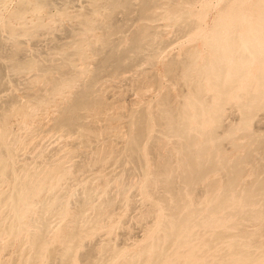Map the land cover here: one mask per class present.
I'll return each instance as SVG.
<instances>
[{
	"label": "bare ground",
	"instance_id": "obj_1",
	"mask_svg": "<svg viewBox=\"0 0 264 264\" xmlns=\"http://www.w3.org/2000/svg\"><path fill=\"white\" fill-rule=\"evenodd\" d=\"M8 1H10V0H8ZM19 1H20L19 3L21 5H23V7L26 5L25 3H27L28 5L31 4V3H32V5L33 4H38L39 5V4L45 2V0H19ZM89 1H91V0H89ZM177 1L181 2L182 4H184V2H186L187 0H177ZM50 2L54 3L55 1L51 0ZM103 2H104V0H103ZM109 2H110V5H111V9L112 8H116L119 5H122L124 7L129 8L130 5H131V0H110ZM256 2H257V5L260 6V4H259L260 1L259 0L258 1L255 0V3ZM49 3H48V0H47V3L45 4V6L47 4H49ZM53 3H52V5L55 6L56 4H53ZM105 3L106 2H104V4ZM155 3H156L155 0H141L140 1V8H139L140 12L143 13V14L152 15V12H151L150 9ZM263 3L264 2H262V5H264ZM233 4H235V3H233ZM233 4H232V7H233L232 9H234V7L237 8L235 5L233 6ZM5 5L7 6V0H0V11L4 7L6 8ZM205 5H207V4H205ZM229 5H231V3H229ZM229 5H227V6H229ZM238 5L240 6V4H238ZM39 6L41 7V5H39ZM45 6H44V8H46ZM48 6H49L48 9L51 10L50 9V8H52V7H50L51 3ZM102 6H104V5H102ZM225 6L226 5L224 4L222 9L225 8ZM239 6H238V8H239ZM258 6H257V8H258ZM261 6L259 7L260 8L259 9L260 12L258 11L259 13H257V11H256L257 8H256V6H254V9L256 8L255 10L253 9L255 11V15L258 14V16L254 17V18H251L252 16L251 17L249 16L251 12L248 15V13L244 12V9H243V12L246 13V14L241 12V14H236L234 17L231 16L230 18H228V15H227L226 18H228V19H225V17H221L220 18V16L223 15L222 13H221L222 15L219 14L220 16L217 15V17L220 18L221 20L219 19L220 20L219 21L218 18H217L216 19L217 21L215 23V25L217 24L216 25L217 27L214 25L215 28L213 26L212 27L214 29L211 28V32L213 30H216L215 32H217V33H213V34H216V36H214L212 34L213 36L210 37L211 35H210V32H209L207 39H209V37H210V40H207L208 42H206L207 45H208V49H209L208 53L210 52V55H211L210 59L207 60V58L209 56H207V57L204 56L205 57V61L202 60L203 62H199L198 61L199 57L197 56L198 53L196 54V51H191V49H190V51L188 50L189 52H186L187 54H185L186 56L184 55L185 56L184 58L183 57H179V56H178V60H175V58L173 59V57L171 58V60L173 59V61H171L172 66L169 69V72L166 71L168 65L166 67L164 65L163 68L165 69L164 71H166L165 74H167V73L170 74L172 71H175L176 69L180 68V70L178 69L179 70V74L181 72L180 78L183 77L181 80L185 79L186 80L185 83H187V85H189V88L187 86L188 89H187V91L185 93L183 91H185L186 88H185V90H183L184 88H183V86H181L180 87L182 89V91H181V89H179L178 86H177V89L180 92L177 91V93H175V94H177L176 96H178V94L183 92V94L181 93L182 97H184L183 96L184 94H185V97H186L185 100H184V98L182 99L183 100L182 102L180 100V98H182V97H179L178 100H180L179 102H181L180 104L178 103L179 105L175 104L176 102L175 103L173 102L174 98H172L171 95H170L172 93V91L171 90H167V91L164 90L165 93L162 91V93H164V94H163V96H162V98L160 100V104L158 103L159 105H158V107H156V109H154V108L152 109V107H151L152 106L151 103L153 102V100L150 101L151 103L148 102V103H150V105L147 104V106L140 105L142 107H138L139 104L136 105V106H129V107H131V109L129 108L130 112L128 111L129 113H127V111L125 110L126 111L125 113L128 114V118L126 117L127 118L126 120L124 119V121L122 123L117 125V127H121L120 129L119 128L116 129L117 128V127H115L116 124H113L112 123L113 121L111 122V120H110V123H112L114 128L112 127V125H110V127H112L113 130L116 129L117 131L119 130L118 132H120V133L117 132L116 136L119 137L118 134H120V135L123 136V139L125 138L124 140L123 139L120 140V141L123 140V144L121 142H119V141H116V142H119L120 144H122L121 151H120L122 156L127 157V159H132V160H135V161L138 160L139 161L138 163L140 164L142 162L140 157L145 155V151H144L145 148H146V150H148L147 148L153 147L154 149H156V153H158V155L156 157L155 164H154L155 168L153 167L154 170L151 169L154 161L150 158L153 161V163H152V165H150L151 167L149 166V169H151L153 171V172L151 171V173H153V175L151 176L150 175L151 173H149V175H148V172H146V170L148 171L147 165L144 166V167H147V169L143 171L144 168L141 167V164H140L141 169L143 168L142 172H140V173L144 172L143 174L146 177L144 178V180H145L144 183H143V181L142 182L139 181L137 183H140V182L143 183V185L142 184L140 185V187L142 186L141 187L142 188L141 191H143L141 193L148 194L150 196V197H147L148 201L153 199V202L155 201V203H153V204L156 205V206L155 205L154 206L157 207V209H160L161 212L162 211H166V209H167V211L164 213L167 216V218L165 217V220H164L163 214H161L163 218H161L160 217L161 215L159 214L160 218L156 216L158 218V220H156L157 218L153 214V216L156 218L155 220L157 221V225H155L153 227H157V230L154 228L156 231H155V233H152V235L150 236V239H149L150 242H148L149 240H147L148 243H146L145 241H146L147 238H149V236L148 237L146 236L147 238L145 240H143L146 244L143 242L145 244L143 246V244L141 243V245H142L141 247L142 248H139L141 250H139V251L137 250V252L134 249H133V251L132 250L131 251L130 250L127 251V249L123 250L122 246L123 245L125 246L126 245L125 243L123 245H120L121 246L120 247V246H118L119 243H117L116 240H113V242H112L111 241L112 239L109 236L106 235V233L109 230H113L116 226L115 227L112 226V228L114 227L113 229L108 228V231H106L107 230L106 229L105 230L106 233L103 230V233L106 235L105 237L106 238L109 237V238L105 239L104 236H103L104 234H103L102 236H103V239H105V241L100 238L101 241H103V242H101V243L99 242L98 248H97V245L96 246H92L91 245L94 248L96 247V249H98V250H99V247H100L103 251H105V252L108 251L107 253H105V252L102 253V251H97L96 250L97 253L99 252V254L96 255L97 253L95 252L96 253L95 254L96 258L92 259V257H94L93 256L94 253L91 251L92 248H89L88 251L85 250V252H83V253L78 250V249H80L81 246L85 245L86 241H87L86 243H88V239H89L88 235H91V236L94 235V234H91V233H93V229H96V227H97V229H99L101 227V225H105V221L104 222L101 221L104 224H100V226L97 225V224H99L98 222L102 219V217H100V216H103V215H100L101 211L99 212V210H102V206L100 207L101 209L99 208V210H97L98 211L97 213H100V214H98L99 215L98 217H96V215H95V217H92V215L90 214L91 217L89 216V219H87V217H86L87 215H85L87 213V211L90 209L88 207L89 204H90V206H92L91 204H92L93 201L90 199V195L92 194L94 196V194L89 192V190L91 189V191H95L94 190L95 188L99 189L98 186L100 185V183L98 184V182H99L98 179H94V181L97 180L96 184L98 186L95 185L94 181H92V183L94 182V184H91V187H89L90 189L86 190V188L89 186L90 182L88 181L89 182L88 183L86 181L87 183L83 184V182L85 180L84 179V180H81L83 182H81V183L78 182L79 185L77 187L79 188V187H81L83 185L87 186V184H88V186L87 187L85 186V188H83L84 186L81 187L84 190H80V194L79 193L77 194L75 192L76 190L74 191L76 194H74V193L72 194L70 192L73 196L76 195V196H74V199L72 201L77 199L76 202L80 201V204H77L78 206L75 204L77 208L74 209V206H75L74 202L75 201L71 203L72 205H74L72 209H74V211L76 210L75 212H71L72 209H70V212L75 215V218H73V219L76 221L75 222L76 224L73 223L74 226H71V225H73V224H71L72 223L71 220L74 221L71 218L72 215L69 218V219H71L70 220V222H71L70 224L71 225H69V223H67V222H69V219H68V221L64 219L65 222H62V223L57 221V222L60 223V224L58 223L59 225L57 227H60V229L63 230V231L61 230L62 233L64 234L62 236V233L58 232L59 234L61 233V237H60L59 240L61 241L62 244H59L60 246L55 247L57 245H56V243H54L55 246L52 247V244H49L46 235H47L48 232H50V231L54 232L56 230V229L53 230L54 229V225H55V223H54L55 221L52 222V220H54V218L56 220H58V218L55 217L56 214H55L54 218L51 220V216L54 213L52 211L53 207H54V209L58 210V213L60 214V216H61V214H64V216H65V211L66 210H64V208H65V205L67 206L65 201H67V199H66V197H68L67 193L70 191L68 189H70L69 187H71V188L73 187L72 190L74 188H77L76 185H73V184L70 186L71 182H73L72 180H74L73 178L75 177L74 176L75 173L72 171V165L74 163H69V162H74V161H69V160H71V158H73L72 157L73 154L76 155L78 150L79 151H80V149L82 150V146L84 148L86 146V144H88L87 142H89L90 140H94L93 142L95 143V139L97 140L99 138H102L104 135L107 134V131H108V130H106L107 123H104V125H106V126L102 125V128L106 127L103 130V131L106 132V134L104 133L103 136H101L99 138L96 137L95 139H90V138H92L91 136H93L94 134L95 135L98 134L96 132L94 133L93 131L92 132L94 134H92L90 132L92 129L91 130L88 129L89 131L88 130L84 131V129L87 128V127H84L87 124L86 123L87 120L83 121L82 118L84 117L83 113H86V112L85 111L82 112V110L80 111V109L81 108H91V107L94 108L93 106L95 105V103L97 105V103L102 102V99L99 96H97V95L94 98L91 97V94H92L91 82L93 84L94 80L96 81L97 79H104L102 77H106V79H107L108 78L107 76H110V75H111L110 79H111V81H113L112 80V76H113V78H115L117 76V74H120V73H121L120 74L121 76L116 77V79H114V80H117V78L120 80L123 77V75H122V74H124L123 71L130 64H131L130 66L132 67V62H133V61L131 62V60L127 62L125 60V58L130 56V53H129L130 51L138 50V49H140L142 47L144 39H145V36L149 32V31L147 32V30H146V28L148 27L147 22L142 23L141 27L138 30H136L134 32L132 31L133 33L130 32V34L132 33L131 36H129L130 39H131V42L129 44L130 46H128L127 48L125 47L123 50H121V49L118 50L117 48L115 49L114 46H112V47L110 46V47H107L108 49L106 48V51L104 50V52L102 54H100V56L98 55V58L96 57V59H95L96 60L95 61V68L93 70H91L92 71V76H91V80L89 79V81H90L89 83L85 82V83H81V86L78 85V87H80V88L74 89V91L75 90L76 91L73 92V94H72V92L69 91L70 88H69V90H66V91H69L72 94L70 100H68V98H67L68 102L64 103L63 106L60 109H58L59 112L53 118L54 120L51 119V117L54 116L53 115V116L50 117V119L48 118V120H46V121L50 122L51 120H53L51 122V125L50 124L47 125V129H48V126L50 125L52 127L53 126L57 127L60 131L64 130L65 133L63 132V134L64 135L66 134V136H68L70 140H69V142H67L68 141L67 137L66 138L64 137L63 140L67 139V141H66L67 143L66 142L62 143L63 142L62 141L61 144H59V146H58L57 150L55 151V153L52 150V152L54 154L51 155L52 152L51 153L49 152L50 153L49 155H51V156H48V154L46 155L44 153L45 150H44V152L42 151L41 148H43V147L41 145L40 146L41 153L43 152L44 156L50 157L49 159L46 158V162L44 161V159L43 160L41 159L42 162L40 160L39 162H41V163L40 164H36L37 162L35 160H37V158L34 156L35 155V149L37 148L38 144L40 145V144H42L44 142V139L48 136V133L50 132V129H52V127H51V128L48 129L49 130L48 131L46 128H44V129L42 128L43 125H44L43 121L45 119H43V121H41V124H43V125L40 126L41 128H39V129L40 130L41 129L44 130L45 133H47V131H48L47 135H45L46 137L44 138L43 135H42L43 138L41 137L40 139H43V140H40L42 142L40 143V141H39V143H38L37 140L39 138L37 139V136H36L35 138L37 140L35 139V141L37 142L36 143L37 146L35 145L36 148H33L34 150H32L34 152V155L32 154L33 153L32 151H31V153L28 151L29 152V156H30V154H32L34 156V159L36 158L34 160L36 163H34L32 161L33 160V156L30 157V159L32 158V160L28 159L30 162L26 158V159H23V160H27V161L21 160L22 163H19V161H20L19 159L22 158V157L20 156L21 154L18 155L17 153H20V152H18V150L20 149L19 147L24 149L23 148L24 147V142H26V141H21V139L26 134V131L27 132L29 130L32 131L33 126H32V123H28V126H30V125L32 126V128L30 129L29 127H27V124H25L22 121L24 123V125L26 126V128H28V130L26 129V131H24L25 134L24 135L22 134L21 135L22 137H19L17 135V133L20 130H22V128H18L20 130H16L17 131V133H16L13 130L14 129L13 125H15V124L12 125L13 122L9 121V123L12 126H8L7 122H8L9 119L7 120L5 118V116H4L2 121L0 120V260H1L0 264L1 263L2 264H110V263H112L115 260H117L118 264H162L163 260L166 259L167 257H171L173 259V264H190V262L192 260L205 261V263L209 262L211 260L212 264H229V263H232V262H240V263L244 262V264H258V263H261V260L264 259V237L262 236V234H264V230H263L264 229V221L262 220L264 218V130L263 131L253 130V128H251L250 125L255 120H257V121L260 120L259 113L262 114L261 112H259V110L264 105V97H263L264 96L263 95L264 94V67L262 69L258 68V69H260V72L259 73L256 72L258 74H256L257 76L255 75L256 76L255 79H253L254 77L253 78H249L248 77L251 80L248 84L244 80V84H247L246 87L244 86V88L241 89L242 84L240 86V82H242L243 78H246V73H251L249 71V66L251 65V62L254 60L253 58L255 56H258L259 57L258 58L259 61L260 60L262 61V59L264 60V58H262V57H264L263 56L264 52L262 51L264 49L263 48L261 49V44L264 42V6L262 8H261ZM22 8H21V12L20 11L16 12V15H17L18 12L22 13V15H23L24 11H25V13L28 11V8H26V6H25V8L27 10H22ZM92 8H95V7H92ZM97 8H99V6ZM16 9H18V8H16ZM31 9H32V7H31ZM38 9H39V7H38ZM42 9H43V7H42ZM64 9H66V8H64ZM64 9L61 8L60 10L62 12H64L63 11ZM205 9H206V7H205ZM18 10H20V9H18ZM60 10H58V11H60ZM191 11H193V10H191ZM191 11L189 9H187V8L185 9V8L174 7V8H171L169 13H168V16H169L168 18H170V20L171 19H174V20L179 19L178 18L179 13H182L181 15L183 16V19L181 21L179 20L178 22H176L177 23V29H175L180 34L184 33V32H187V31H189L191 29H194L196 27H199V22L192 16ZM220 11H219V13H220ZM39 12H40V10H39ZM234 12H236V10H233V11L231 10L232 14H235ZM237 12L240 13L239 11H237ZM14 13H15V10H14V12L12 14L10 13L11 16ZM25 13H24V15H25ZM225 14H226V12H225ZM16 15L14 14L13 16L17 17ZM181 15H180V17H181ZM252 15H254V14H252ZM8 17H7V19H8ZM5 18H3L4 21L7 20ZM84 18H85V16H84ZM112 19H110V20H112ZM98 20H100V19H98ZM226 20H227V22L230 23L229 25L233 26V30L232 31L229 30V32L231 31L230 34L227 32V30H226L227 28L223 29V27H227ZM22 21H24V20H22ZM242 21H245V24L247 22L248 25H249L248 29H247V27L245 29V30L248 31L247 36L243 35L244 32L242 34L239 33L241 31L238 32L237 28L239 27V25L242 24L241 23ZM25 22L27 23V21H25ZM83 22L86 23V25H84V27H79L80 24L77 25L79 27V29L81 28V30H82V28H83L81 33L78 32V34H80V36H78V34H77V37H78L77 41L78 40L81 41L83 39V37H84L83 34L85 35L86 33L89 32V31L87 32V30L93 29L94 24H95L96 21L94 22L93 19L87 18ZM218 22H219V24H218ZM4 23L5 22H3V24ZM176 23L174 21V23H172V24L174 25ZM98 24H99V22H98ZM26 25H25V27H28L29 24L27 26ZM74 25H76V24H74ZM74 25H73V27H74ZM15 26L16 25H14V27ZM18 26H21V25H18ZM81 26H83V23H81ZM106 26H108V24H106ZM126 26H128V25H126ZM155 26H157V25H155ZM11 27H12V24H11ZM38 27H41V25H39ZM48 27H50V26L48 25ZM78 27L75 26V28H77V29H78ZM42 28H45V27H42ZM53 28H50V30H53ZM96 28H98V27L96 26ZM45 29H44V31H45ZM67 29H69V28H67ZM71 29L72 28H70L69 30H71ZM39 30H40V28H39ZM47 30H49V28ZM121 30H123V29H121ZM175 30H174V32H175ZM19 31L21 32L22 30H19ZM31 31L32 30H30V32ZM53 31H55V30H53ZM68 31L66 30L67 33H68ZM150 31H152V30H150ZM70 32L71 31H69L68 34H70ZM202 32L203 31H201L200 36L203 35ZM227 33H228V35H227ZM156 34H158V33H156ZM12 35L16 38V40H17V37L18 38L20 37L18 35H14V34H12ZM71 35H70V37L67 36V35H64V37H66L67 39L69 37V41H70L71 40L70 39ZM86 35L88 36V34H86ZM173 35H174V33H173ZM72 36H74V35H72ZM159 37H160V34H159L158 38ZM205 37H203V38L200 37V39L202 38L203 41L205 42ZM4 38H5V36H4ZM66 38H64V41H65ZM74 38H76V36H74ZM74 38L72 40H75ZM197 38H199V37L197 36ZM11 39H13V38H11ZM95 39L97 40V38H94V40ZM161 39H162V41H164V38L161 37ZM174 39H175V37H174ZM202 39H201V42H203ZM3 40L0 39V42H3ZM58 40L55 42V44L58 43V45H59L60 43L62 44V42L64 43V41L60 40L58 42ZM19 41H16L17 43L15 42L16 43L15 47L17 46L18 49H19V47H21V44H20ZM22 41L23 40H21V42ZM100 41L102 42V40H100ZM159 41H160V38H159ZM159 41H157V44H158ZM199 41L200 40H198V44H199ZM159 43L160 44H164V43H161V42H159ZM55 44H54V46H55ZM61 44H60V46H61ZM75 44L77 45V43H75ZM83 44L82 43L78 44V46L74 50H72L71 53H75L76 57H73V58L72 57H68V55L69 54L71 55V53L64 51V53L65 52L69 53V54L66 55L67 57H65L64 60L66 59V62L68 63V66H70V70L72 71L70 73L71 75L70 74H68V75L67 74L66 75L65 74H60L59 76H49L48 75L46 77V80H47V84L46 85H47V87L45 88V89H47L48 93H52L53 94V93H56V92H59V91L63 90V88L65 86H67V84H70V83L75 81V77L80 75L78 73H81L85 69H87L88 65L87 66L85 65L86 64L85 60L87 58V55L89 54V53L86 54V52L89 49L86 51V47L87 46L84 47ZM201 44H200V46L199 45L198 46L202 47ZM111 45H113V44H111ZM159 45H158V47H159ZM198 46H197V48H198ZM1 47H2V45L0 46V48ZM15 47H14V49H15ZM23 47H26V46L23 45ZM117 47H118V45H117ZM192 47H194V46H192ZM33 48H32V51H33V54H35L34 51L36 50V48H35V50ZM52 48H53V46H52ZM186 48H188V46ZM206 48H205V50H206ZM148 49H150V48H148ZM148 49H145V50H148ZM152 49L153 48H151V51H154ZM29 50L30 49H28L27 53L29 52ZM41 50H43V49H41ZM64 50H66V49L64 48ZM184 50H187V49H184ZM38 51H40V50L38 49ZM141 51L142 50H140V52ZM148 51H150V50H148ZM155 51H157V49H155ZM17 52H15V54ZM261 52H263V53H261ZM19 53H21V52H19ZM27 53H26V55H27ZM38 53L39 52H37L35 55L37 56ZM59 53L60 52H58L57 54H59ZM137 53L131 54V55H133V57L136 58L134 55H136ZM148 53H150V52H148ZM30 54H31V51H30ZM30 54L28 53V55H30ZM57 54H56V56H57ZM65 54H64V56H65ZM151 54H150V56H151ZM26 55H25V57H26ZM23 56H21V58ZM58 56H60V55H58ZM61 56H63V55H61ZM25 57H23L22 59H20V57H19V58H17V61L14 58V60H15L14 62L15 63L12 61V65L16 66V67H22V68H32L34 66L35 62H36L35 59L37 57H39V56H37L35 59L33 57H27V58H25ZM89 57H91V55ZM133 57L131 56V59ZM139 57H142V56L139 55ZM260 57H261V59H260ZM2 58L0 59L1 62H2ZM155 58H156V56H155ZM179 58H183V59L179 60ZM87 59H89V58H87ZM4 60H6V59H3V61ZM11 60H13V58H11L10 61ZM37 60H39V59H37ZM47 60H48V58H47ZM58 60H61V59H57L55 62H57ZM91 60H92V58H91ZM143 60H145V59H143ZM50 61H51L50 63L54 62V60H51V59H50ZM134 61H138V60L134 59ZM129 62H131V63L128 65ZM138 62L140 63L141 61H138ZM5 64H7V63H5ZM9 64H10V62H9ZM9 64L6 65L7 69L5 68L6 69L5 71H7V73H8V69L15 68V67L9 68ZM41 64H42V62H41ZM140 64H142V63H140ZM145 64L147 65V62ZM150 64H152V62ZM2 65L3 64L1 63V66ZM40 65H37V66H40ZM142 65H144V63ZM137 66L139 67L140 65H137ZM44 67L45 66H43V67L40 66L38 68V69H40L39 71L36 69L38 74L43 69H44V71L46 70ZM65 67H64V69H66ZM138 67H137V69L140 68L139 69V71H140V70H144V68L146 66H143V69H141L142 66L139 67V68ZM258 67H260V66H258ZM128 68H127V70L130 73L132 71V68H131L130 71H129ZM3 70H4V68H3ZM127 70H125L126 71L125 74L128 76ZM31 71H28V73L26 72L27 75L33 73V71L32 72ZM139 71L137 70V73ZM247 71H249V72H247ZM133 72H136V69ZM133 72H132V75L134 76L135 74H133ZM154 72H156V71H154ZM154 72H153V74H154ZM1 73H3V72H1ZM62 73H63V71H62ZM174 73L175 72H173V74ZM177 73H176V75H177ZM17 74H20V77H21V73H16V75ZM53 74H55V73H53ZM83 74L84 73H82L81 75H83ZM89 74H91V73L89 72ZM125 74H124V76H125ZM252 74H253V72H252ZM1 75H0V78H2ZM7 75H8V78H10L9 73ZM22 75H23V72H22ZM27 75L25 74L21 78H23V77H25ZM114 75H116V76L114 77ZM129 75H131V74H129ZM158 75L160 76V73ZM13 76H14V74H13ZM84 76H86V75H84ZM131 76H129V78ZM152 76H154V75H152ZM168 76L172 78L174 75L173 76L172 75L171 76L168 75ZM253 76H254V74H253ZM3 77H6V74H5V76L3 75ZM124 78H128V77H123L120 81H122V82H123V80L125 81L126 79H124ZM155 78H157L156 75H155ZM155 78L152 77L151 81H153V82L157 81L159 84L162 83L161 81L159 82V80H161V78L158 77L159 79L157 78L158 80L154 81ZM176 78H179V77H176ZM106 79H105V81H106ZM5 80L7 81L9 79L6 78ZM107 80L110 81L109 78ZM205 80H208V84L210 83V81L212 82L211 84L213 85V89H212V92L209 91L210 93L207 90L208 87H206V86L208 84L207 85L205 84V82H207ZM43 81L44 80H42V81L40 80V83L43 82ZM80 81L83 82V79L82 80L80 79ZM1 82H3V81H1ZM12 82H13V80H12ZM117 82H119V81L117 80ZM125 82L127 83V81H125ZM125 82H123V83H125ZM179 82H180V80H179ZM179 82H178V84H180ZM40 83H38V84H40ZM112 83L110 82V84H112ZM170 83H172V82H170ZM182 83H184V81H182ZM185 83L181 84V85H185L186 86ZM115 85H117V83ZM155 85H158V84H155ZM167 86L168 85L166 84V87ZM74 87H75V85H74ZM74 87H71V88L73 89ZM156 87H158V86H156ZM209 87H212V86H209ZM160 88L161 87H159V89ZM45 89L43 90L44 93L46 91ZM168 91H171V93H169ZM29 92H30V90H29ZM61 92L64 93L63 91H61ZM61 92H59L57 96L60 97L59 94ZM99 92L97 94H99ZM160 92H161V90H160ZM173 92H175V91H173ZM30 93L29 94L27 93V95H28V97L32 98V96H29V95L32 94V93L31 94ZM65 93H67V92H65ZM16 94H18V93H16ZM94 94H96V93H94ZM101 94H102V92H101ZM34 95H35V93H34ZM44 95L45 94H43V96ZM142 95H140V96H142ZM154 95H155V92H154ZM161 95H159V96H161ZM232 95H233V97L236 96L237 98L239 97L241 99V100L238 99V100L241 101L240 103L238 102V103L234 104L235 106L238 105V107L241 109L240 110L241 114L238 113V114H240V115H238L237 112L234 113L235 112L234 110L231 112L230 108H229V111L231 112V115H229V116L231 117L232 113H233V114L236 115V117H237V115L240 116L239 117L240 120L236 121V122H235V120H234V122H231V120L229 122L228 121L226 122L225 121V118L227 116L226 108L229 107V106H226V103L228 101V98H230V96H232ZM143 96H145V100H146V95H143ZM176 96H174L175 99H176ZM36 97H38V96H36ZM61 97H63V99H64V96H61ZM158 97H156V99ZM11 98H10V100H11ZM20 98H21V96H20ZM22 98H23V101H24L25 95ZM30 98H28L26 103L29 101ZM42 98L43 97L38 98V103L41 102L44 99V98L43 99ZM147 98H149V97H147ZM14 99H15V97H14ZM34 99L37 100V98H34ZM34 99H33V101H34ZM135 99H139V98L135 97ZM143 99H144V97H141L138 100V102L141 101V100L144 101ZM153 99H154V102H155L156 99L155 98H153ZM159 99L156 100V102H155L156 104H157ZM106 100H107V98H106ZM149 100H151V99H149ZM232 100H233V98H232ZM30 101H31V99H30ZM51 101H53V100H51ZM107 101H106V103H107ZM6 102H9V99ZM29 102H28V104H29ZM48 102H49V100H48ZM235 102H237V101H235ZM108 103L111 104V102H108ZM142 103H140V104H142ZM155 103H153V105ZM37 104H36V101H35V104H32V106L36 105V107L33 108L34 111L36 110L35 108H37L39 106V105L37 106ZM112 104H114V103H112ZM8 105H9V103H8ZM20 105H22V104H20ZM42 105H40L38 108L44 110L43 109L44 107ZM56 105H58V104L56 103ZM56 105H54V106H56ZM99 105H100V103H99ZM99 105H97V106H99ZM228 105H229V103H228ZM232 105H233V103H232ZM28 106L31 107V104L28 105ZM109 106L112 107L111 105H109ZM121 106H122V104H121ZM123 106H125V105L123 104ZM41 107H43V108H41ZM100 107H101V105H100ZM110 107H107V108H110ZM58 108H59V106H58ZM31 109H32V107H31ZM33 109H32V111H33ZM101 109L103 110V108H101ZM101 109L99 111L100 113H101ZM124 109H127V106ZM93 110H91V111L89 110V111L92 112ZM107 110H109V109H107ZM235 110H236V107H235ZM23 111L24 112L26 111L27 113L26 112L25 113L27 115L30 112L29 108L26 109V107H25V110L23 109ZM86 111H88V110H86ZM95 111H97V110H95ZM119 111H121V113H122V108H121V110L119 109ZM53 112H55V111L53 110ZM56 112H57V110H56ZM107 112H105V113H107ZM116 112H118V110ZM2 113H5V112H2ZM11 113L13 114V111ZM14 113H15V110H14ZM32 113H34V112H32ZM26 114H25V116H26ZM30 114L31 113H29L28 116H32L33 115V114L30 115ZM107 114H109V113H107ZM119 114H118V117H120ZM126 114H124V115H126ZM16 115H18V114H16ZM46 115H47V113H46ZM92 115H93V113H92ZM100 115L101 114H99V116ZM111 115H108L106 117V119L109 116H111ZM114 115H112L110 118L112 119L114 117ZM13 116L15 117V114ZM44 116H45V114H44ZM94 116H96V115L94 114ZM16 117H18V116H16ZM16 117L14 119L17 120ZM85 117H86V114H85ZM99 118H98V120H99ZM231 118L235 119V117H231ZM231 118H227V120L231 119ZM263 118H264V116H263ZM120 119H123V118H119V121H120ZM10 120H12V119L10 118ZM21 120H22V117H21ZM32 120L33 119H31V121ZM36 120H38V119H36ZM98 120L96 119L95 121L97 122ZM100 121H102V119ZM102 123H103V121H102ZM116 123H119V122H116ZM155 123L159 124L161 126V127H159L160 129H158L160 133L154 131V129L157 130V125H155L156 127L153 128ZM260 123H261V121H260ZM16 124H18V123H16ZM96 124H94V125H96ZM21 125H22V123H21ZM261 125L262 124H260V128L262 127ZM16 126L17 125H15V127ZM18 126H20V124H18ZM25 126L22 125L23 128ZM99 126H96V128H97L96 130H99L98 129ZM83 127H84V129H83ZM34 128H35V125H34ZM92 128H94V127L92 126ZM258 128H259V126L256 127L255 129H258ZM39 129L37 128L34 131L37 132V130H38V132H39L40 131ZM58 129L55 128V130H57L59 132ZM107 129H110L109 126H108ZM23 130H25V128ZM96 130H94V131H96ZM261 130H262V128H261ZM30 131H29V133H30ZM34 131H32V132H34ZM99 131H97V132H99ZM111 131H112V129H111ZM32 132L30 133L31 135H32ZM41 132L39 134L40 136H41ZM56 132L53 133V134L51 132L50 133L52 135H54V134H56ZM58 132H57V134H58ZM88 132H89V134H88ZM100 133H103V132L100 131ZM108 133L113 134L112 138H114V134L116 133V131L114 130V132L112 131V133L109 131ZM57 134L55 136H57ZM90 134H92V135L90 136ZM31 135H28V136L26 135L27 138H26V136L23 137V138L28 139V137L31 136ZM34 135L35 134H33V136ZM59 135H61V134L59 133ZM100 135H102V134H100ZM33 136H31V137H33ZM109 136L110 135H108V137ZM31 137H29V138L31 140H33V142H34V137H33V139ZM52 137L54 138V140L56 139L54 136H52ZM52 137H50V138H52ZM60 137L62 138V136H60ZM60 137H58V138H60ZM108 137L106 136V137H103L102 139H104V138L105 139H110L111 138V137L110 138H108ZM50 138L48 136L49 140H50ZM115 138L117 139V137H115ZM102 139H100V140H102ZM225 139L226 140L228 139L227 142L230 141L231 144H233V146L236 147V149L237 148L239 149L240 147H242L244 149L243 154L239 155V153L237 151V154L235 153L237 156L234 157V155H232L233 156L232 158L227 156V154L229 152L227 154L226 153L224 154V152H226L227 150H229V151L231 150V149L225 150L226 147H224V146H226V145L228 146V143H226L224 141ZM54 140L51 139V142H53ZM56 140H62V139H56ZM56 140L54 141L55 143L59 142V141H56ZM100 140H99V144H101V142H102ZM113 140L114 139H111L110 143H112ZM20 141L23 142V143L20 144V146L18 147V145H19L18 143H21ZM27 141L30 142L29 139ZM104 141H103L102 144L105 143ZM31 142H30V144L33 143V142L32 143ZM48 142H50V141H48ZM224 142H225V144H224ZM45 143H46V141H45ZM55 143H52V144H55ZM68 143H70L71 145L69 144V146H68ZM96 143H95V145L98 146V147L96 146L98 148V151L96 150L97 148L95 150H92L93 148H95L94 147L95 145L94 146L91 145V147L93 146L92 149H91V152L93 151V153H94V152L97 151V153L94 154L95 156L97 154L96 158H100V157H104L105 158L106 157L105 155L108 154L107 153L108 150L106 152L105 149L108 147L107 146L108 144H109V146L112 145V144L107 143V145L106 144L105 145H100V147H99V145L96 144ZM30 144L27 143V145H30ZM33 144L31 145V147L34 146ZM49 144L50 143H47V145H49ZM89 144H91V143H89ZM21 145H23V146H21ZM27 145L25 144V146H27ZM43 146H44V144H43ZM45 147H44V149L47 150V148L50 147V146H48L47 148H45ZM52 149H54V145H53ZM84 149L87 152V149L86 148H84ZM89 149L90 148H88V150ZM233 149H235V148H233ZM36 150H39V148L36 149ZM111 150H109V151H111ZM153 150H151V151H153ZM24 152L25 151L23 150L21 153L24 154ZM26 152H25L24 155L23 154L22 155L25 156ZM46 152L48 153V151H46ZM83 152H84V150H83ZM91 152H89L88 155H86V156L88 157ZM143 152H144V154H143ZM147 152H149V150ZM174 152L179 153V155H180L178 164L174 163V161H176V160H173ZM38 154H39V159H40V156H42V158H45V157H43L42 154L40 155L39 152H38ZM147 154L148 153H146V155ZM229 154H231V153H229ZM92 155L93 154H90L91 159H92ZM108 155H110V154H108ZM119 155L118 156L115 155V156L118 159H120L119 157L121 155L120 156ZM149 155H151V154H149ZM176 155H178V154H176ZM176 155L174 156V158L178 157V156L176 157ZM255 155H257L259 157V159H258L257 163H255V161H254L255 166H254L253 169H251L252 171L254 170L253 171L254 176L252 177V179L249 182H247V183L243 182L242 183L241 182V177H243V175L247 172V169H248L247 163H251L254 160L253 157ZM17 156H19V157H17ZM145 156H143V157H145ZM76 157H79V155L76 156ZM81 157L82 156L80 154V158ZM87 157H84V159L85 158L87 159ZM104 158H102V159L100 158L101 160L100 159H94V160H99V162H98V164H99V163L103 162ZM146 158H148V156H146L145 159ZM84 159H82L83 163L81 161V162H79L77 164L78 168H83L84 164H85V166L88 167V163H90V162L88 161V163L86 165V162H85ZM111 159H113V157ZM115 159H114L113 162H115ZM151 160H150V164H151ZM154 160H155V158H154ZM31 161L33 162L34 165L32 164ZM100 161H102V162H100ZM144 161H146V160H144ZM28 162H29V164H32V165L29 166ZM104 162H105V160H104ZM117 162H118V160H117ZM125 162L126 161H124L123 167L125 165ZM147 162H148V160L146 161V164H147ZM93 163H94L93 165H95V161H93ZM131 163H133V162H131ZM115 164H118V163H115ZM134 164H133V166H134ZM112 165L114 166V163ZM19 166L21 167L22 172H18ZM102 166H104V165H102ZM251 167H253V166L250 165V168ZM76 168L75 167L73 168V169H75L74 171L77 170ZM117 168L118 167L116 166V169ZM100 169H99L100 172L104 171V170L101 171ZM132 169L133 168L131 167V172H132ZM80 170L82 171V169H80ZM89 170H91V169H89ZM107 170H108V172H110L109 166H108ZM217 170H220V171L222 170V172H223V174L221 172V175H223V177H222V180H223L222 182L223 183H222V186L220 188L218 187L219 180H220L219 177H210L209 178V175L212 174L213 172L217 171ZM79 171H76V172L79 173ZM96 171H98V170L96 169ZM113 171H114V169H113ZM112 172H111V174H112ZM72 173H74V174L72 175ZM93 173H99V172H92L91 174H93ZM103 173H104V175H106L105 172H103ZM103 173L98 174V176L100 175V177H101V175ZM120 173H122V170H121ZM138 173H139V171H138ZM140 173L138 174V176L140 175ZM70 174L72 175L73 178L70 177V178H72V180L69 178L71 182H69V181L67 182V183H70V184L68 185V184L65 183L67 186H66V188H63L64 183H63V185L61 183H62L63 179L67 178L66 176L70 175ZM83 174L81 173V175H83ZM91 174L89 176H92ZM116 174L114 173V175H116L118 177L120 176V175H118L119 173H116ZM123 174H124V172H123ZM143 174H141V175H143ZM78 175H80V174H78ZM135 175L137 176V174H135ZM94 176H96V175L94 174ZM131 177H133V176H131ZM137 178L140 180L139 177H137ZM77 179H79V178H77ZM89 179L93 180L91 178H89ZM122 179H123V176H122ZM112 180H114V178ZM132 180H134V182L138 181L137 179L135 181V178L131 179V181ZM242 180H244V179H242ZM100 181H102V180H100ZM116 181L117 180H115V183H114L115 185H116ZM74 182H75V180H74ZM152 182L153 183L154 182L155 183L158 182L161 185V190H159L158 187H157V189L159 191H156L154 189V185L152 186L153 187L152 189H154V190L147 189V185L149 183H151V185H152ZM202 182H204L203 188H201L202 189V194L204 192V199L203 200H201V199L199 200V198L197 196L199 195V197H200V192L198 191V193H197V190H199V189H197V187H198L199 184L201 185ZM78 183H76V184H78ZM137 183H136V185H138ZM80 184H81V186H80ZM121 184L122 183L120 182L119 183V187L121 186V188H122L123 184L122 185ZM132 184H133V182H132ZM46 185L49 186L50 188H52L51 190L57 189L58 186L59 187L62 186L61 188L64 189V191H65L64 194H66V195L58 194V193H57L58 195H51V196H50V194L48 196H46V194H48V193H46L44 195H41V192L44 191V188H45ZM105 185H106V187L108 186L107 184H105ZM105 185H104L103 188H105ZM160 185H159V187H160ZM92 186L95 187V188L92 189ZM100 186H102V184ZM131 186L132 185H130V188H131ZM155 186H158V184H155ZM109 187H111V186L109 185ZM138 187H137V189H139ZM81 188H79V189H81ZM42 189H43V191H42ZM48 189H47V192L49 191ZM63 189H62V191H63ZM66 189H67L68 192H66ZM100 189L97 190V193L100 192ZM120 190L121 189H119V191ZM129 190H131V189H129ZM129 190H126V191H128V193H129ZM50 191H49V193H51V192L53 193V191H51V192ZM56 191L59 192V189H57ZM135 191H136V189H135ZM102 192H103V190H102ZM112 192H110V193L112 194ZM60 193H62V192H60ZM98 194L100 195L101 192L98 193ZM98 194H96L97 195V199H98ZM126 194L127 193H125V195ZM102 195L103 194H101V196ZM151 195H152V197H151ZM71 196H70L69 200L72 198ZM77 196H78V198L80 197L79 201H78ZM116 196H119V195L117 194ZM125 197H127V195ZM35 198H39V200L41 202L40 203H36V201H39V200L38 199L35 200ZM64 198H65V200H64ZM119 198L120 197H118V199ZM147 198H145V199H147ZM103 199L104 198L102 197V200ZM126 199L128 200V199H131V198H130V196H128V198H126ZM69 200H68V202H69ZM106 200H107V198H106ZM106 200H104V201L106 202ZM111 200H113V199H111ZM45 201H48V202L50 201L52 206H49V207H50V209L52 208L51 211L53 213L51 211H48V212H51L52 215L51 214L49 215V213L47 211L46 212L43 211L44 209L47 208L46 206L48 205V202L46 203L47 204L46 205ZM87 201H90L91 203L88 202L89 204L88 203L86 204L87 207L85 206L86 208H83L84 207L83 204L86 203ZM109 201H108V204L111 205L112 202H109ZM115 201H116V199H115ZM115 201H114V203H115ZM123 201H124V199H123ZM129 201H127V202H129ZM160 201H161V203H160ZM94 202H100L99 204L101 205V201H97L95 199ZM116 202H118V201H116ZM119 202H122V200L121 201L119 200ZM41 203H42V205H40V206L43 207V208L41 209V207H40L39 210H41L42 213L40 212V213L37 214L36 212L38 210L36 209L37 211L36 210L34 211L33 209L37 208L39 206L37 204H41ZM148 203L150 204V202H147V204ZM106 204H107V202H106ZM147 204H146V208L149 206V205L147 206ZM102 205H103V203H102ZM121 205L123 207V205H125V204L123 203ZM161 205H163L162 209H165V210H161ZM93 206H95V205H93ZM106 206H108V205H105V207ZM49 207H48V209H49ZM67 207H66V209H67ZM95 207L93 208L94 211H95ZM120 207H118V208H120ZM87 208H89V209L87 211H85ZM118 208H116V209H118ZM157 209L156 210L154 209V210L157 212ZM57 210L55 211L56 213H57ZM91 210L92 209H90V211ZM90 211H88V213ZM115 211L116 210H114L112 214L116 213ZM119 212H120V210H119ZM119 212H117V214ZM140 212L143 213L144 211L143 212L140 211ZM90 213H93V210ZM106 213H108V212H106ZM158 213H159V210H158ZM59 214H58V216H59ZM102 214H104V213L102 212ZM109 215L111 216L110 213H109ZM114 215H116V214H114ZM60 216H59V218H60ZM62 216H61V218H62ZM106 217L108 218V220L110 219V217H108V215ZM106 217H105V219H106ZM148 217L150 219V215ZM67 218H68V216H67ZM112 218L110 219L111 221H112ZM115 219H116V217H115ZM115 219H113V221L118 220V223H119L120 220L119 219L115 220ZM151 221H153V220H151ZM107 222H109V221H107ZM107 222H106L107 225L108 224L110 226L113 225V224H110V223H107ZM150 222H147V224H150L151 227H152L153 224H156V223H154L155 221H153V223L151 222L152 224ZM52 223H54V225ZM111 223L115 224V222H111ZM143 223H144V221H143ZM251 223L254 225L253 228L249 227V225ZM145 226L147 228L148 225H145ZM102 227L105 228L106 225L102 226ZM143 227H144V224H143ZM148 228H149V226H148ZM57 230H58V228H57ZM147 230L148 229H145V231H146V232L144 231L145 234L147 233ZM261 230H263V232ZM100 232L101 231H99L98 233L100 234ZM148 232H149V230H148ZM150 232H154V231L152 230ZM88 233H90V234H88ZM53 234H57V233L54 232ZM86 235H87L88 239L85 240V242H84V239L86 238ZM95 235L97 236L98 234H95ZM95 235H94V237L91 238V240H94ZM136 235L134 236L135 238H136ZM146 235H148V234H146ZM100 236H101V234H100ZM141 236H143V235H141ZM26 237H28V239L29 238L31 239V240L29 239L30 240L29 242H31L32 244H29V245H30V247L32 245L31 248L33 249L32 250L33 252H30V250L24 249L25 252H23V254L26 253V251L30 252V253H28V256H27V253H26V255L24 254L23 256H25V257H21V260H22V258H24L25 261L22 260L23 263H19V261L17 260L16 256L14 258V255L16 254L15 253L16 250H15L14 246H15L16 240H18V239L21 240V241L20 240H18V241H20V243L22 245V242L23 243L25 242L23 240H25ZM54 237H56V236H54ZM62 237H64L63 242H62ZM122 237L125 238V236H122ZM134 237H132V238H134ZM137 237H139V236H137ZM96 238L98 240V237H96ZM124 238L122 239V241L124 240ZM135 238H134V240H135ZM48 239H50V238H48ZM109 239H111V240H109ZM139 239H140V237H139ZM94 241H95V243L97 242L96 239ZM114 241L118 245L115 244ZM126 242H127V240H126ZM95 243H92V244H95ZM16 245H18V243ZM127 245H129L128 242H127ZM134 246H135V244H134ZM30 247H28V248H30ZM88 247H90V246L88 245ZM16 248H17V246H16ZM21 248L23 249V247H21ZM21 248H17V252H18V249L22 250ZM86 248H87V246L83 247V250L86 249ZM77 250L81 253V256L78 257L79 258L78 261H73V257H74V255H75ZM81 251H82V248H81ZM91 252L93 253L92 257H90L91 254H92ZM100 252L102 254H100ZM20 253H21V251H20ZM149 254H151V256H149L150 260L147 261V258H149L148 257ZM18 255L22 256V254L21 255L18 254ZM42 256H47L46 257L47 261L45 260V262H42L41 261V257ZM168 264H169V262H168ZM203 264H204V262H203Z\"/></svg>",
	"mask_w": 264,
	"mask_h": 264
},
{
	"label": "rangeland",
	"instance_id": "obj_2",
	"mask_svg": "<svg viewBox=\"0 0 264 264\" xmlns=\"http://www.w3.org/2000/svg\"><path fill=\"white\" fill-rule=\"evenodd\" d=\"M12 1V2H11ZM18 1V2H17ZM51 1V0H50ZM49 0H48V3L50 2ZM53 1H55L54 3L53 2H50L51 3V6L50 7H52V8H50L51 10H49L48 8H49V4H47L46 6H45V4L47 3V0H45V2L44 3H41V4H39V5H41V7L38 5V4H33L32 5V3L31 4H27V3H25L26 5V8H28V11L25 13V11H24V13H25V15H24V13H23V15H22V13H17V15H16V12L17 11H20L21 12V8L23 7V5H21L19 2V0H10V1H8L7 0V6H6V8L4 7L1 11H0V39H4L3 40V42H0V46L2 45V47L0 48V59L2 58V62L0 61V73L1 72H3V73H1L0 75L2 76V78H0V82L1 81H3V82H1L0 83V106L2 107H0V120L2 121V119L4 118V116H5V118L8 120V122H7V125L8 126H12L13 124H15V125H17L18 126V124H20V126H16L15 127V125H13L14 127V131L17 133V131L16 130H20V129H18V128H22V130H20L18 133H17V135L19 136V137H22L21 135L23 134H25V132L24 131H26V129L28 130V128H26V126L24 125V123L25 124H27V127H29L30 129L32 128V126H33V128H32V131H34V130H36L37 128L39 129V128H41L40 126H42L43 124V129L44 128H46L47 129V125L48 124H50L51 125V122L54 120L53 118L58 114V112H59V110L58 109H60L62 106H63V104L64 103H67L68 102V100H70V98H71V96H72V94H73V92H75L74 91V89H78V88H80V87H78V85L79 86H81V83H85V82H87V83H89L90 81H89V79L91 80V76H92V71L91 70H93L94 68H95V59H96V57L98 58V55L100 56V54H102L103 52H104V50L106 51V48L107 47H112V46H114V48L116 49H118V50H123L125 47L127 48L128 46H130L129 44H130V42H131V39H130V37L129 36H131V34L134 32V31H136V30H138L140 27H141V24L142 23H144V22H147V24H148V27L146 28V30H147V34H146V36H145V39H144V42H143V45H142V47L140 48V49H138V50H132V51H130L129 53H130V56H128V57H126L125 58V60L128 62V61H130L131 60V62H132V67L130 66L131 64V62H129L128 63V67H126V69L125 70H127V68L129 69V71L131 70V68H132V71L129 73L128 72V70H127V73H128V76L125 74L126 73V71L124 72L123 71V73L125 74V76H124V74H122L123 75V77H128V78H124V79H126L125 81H127V83L123 80V82H125V83H123L122 81H120L118 78H117V80L119 81V82H117V80H114V79H116V77H119V76H121L120 74H117V76L116 75H114V77L115 78H113V76H112V80L113 81H111V79H110V77H111V75L110 76H107L108 78H109V80L110 81H108L107 79H106V77H102V78H104V79H97L96 81L94 80L93 81V84H92V82H91V87H92V94H91V97L92 98H94V97H96V95L97 96H99L101 99H102V102H99L100 103V105H101V107H100V105H99V103H97V105H99V106H97L96 105V103H95V105L93 106L94 108H81L80 109V111L82 110V112H86V113H83L84 114V117H85V114H86V117L84 118H82V120L84 121H86V125L84 126V127H87V128H85L84 129V127H83V129H84V131H86V130H91L90 132L92 133V134H94L95 132L96 133H100V131H102L103 133H100V134H102V135H93V136H91L92 134H90V136L92 137V138H90V139H95L96 137L97 138H99V137H101V136H103V134L105 133L106 134V132L105 131H103L106 127L108 128V126H109V128L110 129H107L106 128V130H108L107 131V134L108 135H110L109 137H108V135L106 134V135H104L103 137H108V138H110V139H102V138H99V139H95V143L96 144H98L99 145V147H100V145H107V143H110L111 142V139H114L113 141H112V143H110V144H112V145H110L109 146V144L106 146L107 148L105 149V151L107 152V150H108V154H110V155H108L107 153V155H105L106 157L104 158V157H100L101 159L102 158H104V160H105V162H104V160H103V162L102 161H100V162H102V163H99L98 164V162H99V160H94V159H100V158H96V156H97V154H96V156L94 155L95 153H97V151H98V146L97 145H95V143L93 142L94 140H90L89 142H87L88 144H86V146L84 147V148H86L87 149V152L85 151V149L83 148V146H82V150L80 149V151L78 152L77 151V153H76V155H74L73 154V158H71V160H69V161H74V162H69V163H74L73 165H72V171L75 173V177L73 178L72 177V175L74 174V173H72V175L70 174V175H67L66 177L68 178H64L63 179V181H62V185H63V183H64V185H63V188H66V184H70V183H67L68 181L69 182H71L70 181V179L72 180V178L75 180V182H74V180H72L73 182H71V184H70V186L73 184V185H76V187L79 185V183L78 182H83V181H81V180H84V182H83V184H86L88 181L90 182H88L89 183V186H88V184H87V186L86 185H83V186H81V184H80V186L81 187H83V188H85V186L87 187L86 188V190L88 189H90L89 187H91V184H94V182H95V185H97L96 183H97V180L96 181H94V179H98V184L100 183V185L102 184V186H98L99 187V189H100V192H101V194H103L102 196H101V194L99 195L98 193H100V192H98L97 193V190H99L98 188L96 189L95 187H93L92 186V189H94L95 191H91V189L89 190V192H91V193H93L94 194V196L92 197L91 195H90V199L93 201H91L90 199V201L92 202V206H90V204L89 203H91L90 201H87L86 203H84L83 205H84V207L83 208H86L87 207V203L89 204V208L90 209H92L93 210V213H90V212H92V210L90 211V209L89 208H87L85 211H87L88 209V211H90L89 213H88V211H87V213L85 214V215H87L86 217H87V219H89V216L91 217V215H92V217H95V215H96V217H98L99 215L98 214H100V213H97L98 211L97 210H99V208L102 206V210H99V212L101 211V214L100 215H103V216H100V217H102V219L98 222L99 224H97V225H99L100 226V224H104V223H102V222H104L105 221V225H106V227L105 228H103L102 226H105V225H101V227L99 228V229H97V227H96V229L98 230H96V229H93V233H91V234H98L97 236L95 235V238H94V240L96 239V243H95V241L94 240H91V238L92 237H94V235H88V234H90V233H88L87 235H88V237H89V239H88V237H87V235H86V238L84 239V242H85V240H87L88 239V243H86L85 242V245H83V246H81L80 247V249H78L80 252H85V250H87L88 251V249L89 248H92L91 249V251L94 253V255H93V253L91 254V256L90 257H92V255L94 256V257H92V259L94 258H96V255H98L99 254V252L97 253V251H102V253L103 252H105V251H103L100 247H99V250L98 249H96V247L94 248V247H92V246H96L97 245V248H98V246H99V242L101 243V242H103V241H101V239L102 240H104L105 241V239H108L109 237L112 239H109V240H111L112 242H113V240H116V242L117 243H119V245L115 242V244H117L118 246H120V245H123L124 243L126 244L124 247L122 246V249L124 250H126L127 249V251H133V249L137 252V250L139 251V250H141V249H139V248H142L141 246V243L143 244V246L146 244V243H148V242H150V236L152 235V233H155V231L157 230V227H153V226H155V225H157V221L156 220H158V218L157 217H159L161 214H163V217H164V220H165V217L167 218V216L164 214L166 211H167V209H166V211H160V209H157V207H155L156 205L155 204H153V203H155V201L153 202V199H149L150 201H148V198L147 197H150L148 194H143V193H141V192H143V191H141L142 190V186L140 187V185L142 184L143 185V183L145 182V180H144V178L146 177L143 173H140V172H142V169H143V171L144 170H146L147 169V167H148V171L146 170V172H148V175H149V173H151V169H153L154 170V164H155V161H156V157H157V155H158V153H156V149H154L153 147H150V148H147L148 150H149V152H147L148 150H146V148H145V155H146V153H148L146 156H148V158H146L145 159V155H143V156H145V157H143V156H141L140 157V159L142 160V162L140 163L141 164V167H143L142 169H141V167H140V164L138 163L139 161L138 160H132V159H127V157H124V156H122L121 155V153H120V151H121V147H122V144H123V140L125 139H123V136L122 135H120V134H118L119 135V137L118 136H116L117 135V132L119 131H117L116 129H120L121 127H117V125H119L120 123H122L123 121H124V119L126 120L127 118H128V114H126L125 112L127 111V113H129L130 112V109H131V107H129V106H136V105H138V107H142V106H140V105H145V106H147V104L148 105H150V101H152L153 100V102L151 103L152 104V109L154 108V109H156V107H158V105L160 104V100H161V98H162V96H163V94L165 93L164 92V90L165 91H167V90H171L172 91V93H171V91H168L169 93H171L170 95H171V97L172 98H174V100H173V102L175 103V104H180L183 100V98H184V100L186 99V97H185V94L183 95L184 97H182V94H183V92L185 93L186 91H187V89L189 88V85H187V83H185V79H183V80H181L183 77H181L180 78V74H181V72H180V74H179V70H180V68H178V69H176L175 71H172L170 74H165L166 73V71L167 72H169V69L171 68V66H172V63H171V61H173V59L175 58V60H178V56L179 57H185L186 55L185 54H187L186 52H189L190 51V49H191V51H196V54H197V56L199 57L198 58V61L199 62H203V61H205V57H207V56H209L208 58H207V60L208 59H210L211 57V55H210V52L208 53V51H209V49H208V45H207V43L206 42H208L207 40H210V37H212L213 35L214 36H216V34H213V33H217V32H215L216 30H213L212 32H211V28L212 29H214L215 28V26L217 25H215V23H216V19L218 18L217 17V15H222V16H220V18L221 17H225V19H228V18H230L231 16H235L236 14H241V12H243V9H244V12H246V13H248V15H249V13L251 12L252 14H254V15H252L251 13H250V17L251 18H254V17H257L258 16V14L257 15H255V9L257 8V2L255 3V0H187L186 2H184V4H182L181 2H179V1H177V0H155L156 1V3L151 7V12H152V15H148V14H143V13H141L140 12V10H139V8H140V1L141 0H131V5H130V7L129 8H127V7H124V6H122V5H119V6H117L116 8H112L111 9V5H110V0H104V2H106L105 4H104V2H103V0L101 1V0H91V1H89V0H53ZM89 1V2H88ZM171 1V2H170ZM190 1V2H189ZM254 3H253V2ZM258 1V0H257ZM260 1V6L262 5V2H264V0H259ZM262 1V2H261ZM11 2V3H10ZM91 2V3H90ZM94 2V3H93ZM102 4V5H104V6H102L100 3ZM109 2V3H108ZM252 4H250V3ZM22 3V2H21ZM52 3L53 4H56L55 6H53L52 5ZM87 3V4H86ZM108 3V4H107ZM192 3V4H191ZM229 3H231V5H229ZM233 3H235V4H233ZM44 4V5H43ZM205 4H207V5H205ZM224 4L227 6V5H229V6H225V8H223L222 9V7L224 6ZM232 4H233V6L235 5L237 8H235L234 7V9H232L233 7H232ZM238 4H240V6H239V8H238V6L237 5ZM256 4V5H255ZM264 4V3H263ZM28 5V6H27ZM37 5V6H36ZM43 5V6H42ZM107 5V6H106ZM15 6V7H14ZM25 6L22 8V10H27L26 8H25ZM35 6V7H34ZM44 6L46 7V8H44ZM91 6V7H90ZM99 6V8H97ZM206 7V9H205V7ZM254 6H256V8L254 9ZM260 6H258V10L256 9V11H257V13H259L260 12ZM264 5H262L261 6V8L263 7ZM20 7V8H19ZM31 7H32V9H31ZM38 7H39V9H38ZM42 7H43V9H42ZM59 9H58V8ZM92 7H95V8H92ZM174 7H179V8H187V9H189L190 11L191 10H193V11H191V14H192V16L199 22V27H196V28H194V29H191V30H189V31H187V32H184V33H179L177 30H175V29H177V23L176 22H178L179 20L181 21L182 19H183V16L181 15L182 13H179V16H178V18L179 19H177V20H174V19H171L170 20V18H168L169 16H168V13H169V11H170V9L171 8H174ZM230 7V8H229ZM242 9H241V8ZM16 8H18V9H20V10H18V9H16ZM25 8V9H24ZM64 9V8H66V9H64L63 11L64 12H62L60 9ZM89 8V9H88ZM92 8V9H91ZM98 10H97V9ZM107 8V9H106ZM191 8V9H190ZM96 9V10H95ZM240 9V10H239ZM249 9V10H248ZM254 9V10H253ZM12 10V11H11ZM14 10H15V15L17 16V17H14L13 15L11 16V14L14 12ZM30 10V11H29ZM36 10V11H35ZM39 10H40V12H39ZM58 10H60V11H58ZM66 10V11H65ZM94 10V11H93ZM110 10V11H109ZM182 10V9H181ZM221 10V11H220ZM223 10V11H222ZM231 10L233 11V10H236V12H234L235 14H232L231 13ZM247 10V11H246ZM100 11V12H99ZM219 11H220V13H219ZM237 11H239L240 13H238ZM259 11V12H258ZM61 14H60V13ZM166 12V13H165ZM225 12H226V14H225ZM243 12V13H244ZM4 15H2V14ZM11 13V14H10ZM222 13V14H221ZM229 13V14H228ZM246 13H244V14H246ZM23 16H21V15ZM97 14V15H96ZM134 14V15H133ZM167 14V15H166ZM11 17H10V16ZM19 15V16H18ZM107 15V16H106ZM113 15V16H112ZM180 15H181V17H180ZM228 15V18H226V16ZM2 16V17H1ZM10 18H9V17ZM84 16H85V18L87 19V18H91V19H93L94 20V22H95V24H94V27H93V29H89V30H87V32L88 33H86V34H88V36L85 34H83V39L80 41V40H78L77 41V34H78V32L79 33H81V31L83 30V28H82V30H81V28L79 29V27H84V25H86V23L85 22H83V21H85L86 19L84 18ZM110 16V17H109ZM160 16V17H159ZM164 16V17H163ZM167 16V17H166ZM6 17V18H5ZM7 17H8V19H7ZM22 17V18H21ZM94 17V18H93ZM107 17V18H106ZM157 17V18H156ZM163 17V18H162ZM3 18H5V19H7L6 21H4L3 20ZM113 18V19H112ZM145 18V19H144ZM220 18H218V20L220 19ZM34 19V20H33ZM50 19V20H49ZM96 19V20H95ZM98 19H100V20H98ZM110 19H112V20H110ZM116 21H115V20ZM143 19V20H142ZM154 19V20H153ZM22 20H24V21H22ZM44 20V21H43ZM80 20V21H79ZM83 20V21H82ZM102 20V21H101ZM109 20V21H108ZM124 20V21H123ZM221 20V19H220ZM219 20V21H220ZM25 21H27V23L25 22ZM107 21V22H106ZM121 21V22H120ZM141 21V22H140ZM174 21H175V23L176 24H172V23H174ZM202 21V22H201ZM3 22H5L4 24H3ZM29 22V23H28ZM98 22H99V24H98ZM116 22V23H115ZM120 22V23H119ZM159 22V23H158ZM226 22H227V20H226ZM12 24V27H11V24ZM50 23V24H49ZM81 23H83V26H81ZM85 23V24H84ZM110 23V24H109ZM205 23V24H204ZM242 23V24H241ZM240 24L241 25H239V27L237 28L238 29V32L239 31H241V32H239V33H243V35L244 36H247V34H248V31L247 30H245L246 29V27H247V29H248V23L246 22V24H245V21H242ZM7 26H6V25ZM16 25L15 27H14V25ZM28 25V27H25V25ZM74 24H76V25H74ZM80 24V26L78 27L77 25H79ZM106 24H108V26H106ZM119 24V25H118ZM163 24V25H162ZM218 24H219V22H218ZM230 23L229 22H227V27H223V29H226L227 30V32L230 34V32L233 30V26H231V25H229ZM18 25H21V26H18ZM26 25V26H27ZM39 25H41V27H38ZM48 25L50 26V27H48ZM53 25V26H52ZM63 25V26H62ZM73 25H74V27H73ZM99 25V26H98ZM105 25V26H104ZM126 25H128V26H126ZM155 25H157V26H155ZM215 25V26H214ZM23 26V27H22ZM75 26L76 27H78V29L77 28H75ZM96 26L98 27V28H96ZM117 26V27H116ZM154 26V27H153ZM214 28H213V27ZM19 29V30H22L21 32L17 29V28ZM38 27V28H37ZM42 27H45V28H42ZM54 27V28H53ZM56 27V28H55ZM59 27V28H58ZM115 27V28H114ZM217 27V26H216ZM39 28H40V30H39ZM49 28V30H50V28H53V30H55V31H53V30H47ZM67 28H72L71 30H69V29H67ZM75 28V29H74ZM132 28V29H131ZM135 28V29H134ZM32 30L31 32H30V30ZM43 29V30H42ZM44 29H45V31H44ZM121 29H123V30H121ZM24 30V31H23ZM66 30L68 31H71L70 32V34H68L69 33V31H68V33L66 32ZM111 30V31H110ZM131 30V31H130ZM150 30H152V31H150ZM155 30V31H154ZM174 30H175V32H174ZM229 30H231L230 32H229ZM7 31V32H6ZM26 31V32H25ZM44 31V32H43ZM53 31V32H52ZM113 31V32H112ZM133 31V32H132ZM201 31H203L202 33H203V35H201L200 36V34H201ZM205 31V32H204ZM34 32V33H33ZM130 32H132L131 34H130ZM163 32V33H162ZM178 32V33H177ZM210 32V37H209V39H207V37H208V33ZM11 35H10V34ZM29 33V34H28ZM33 33V34H32ZM59 33V34H58ZM91 33V34H90ZM156 33H158V34H156ZM173 33H174V35H173ZM199 33V34H198ZM228 33H227V35H228ZM3 34V35H2ZM5 34V35H4ZM12 34H14V35H18V36H20L19 38L17 37V40H16V38L12 35ZM38 34V35H37ZM74 35V36H76V38H74V36H72V35ZM113 34V35H112ZM159 34H160V41H159V38H158V36H159ZM213 34V35H212ZM240 34V35H241ZM64 35H67V36H69L70 37V35H71V40L74 38L75 40H70L69 41V37H68V39L66 38V37H64ZM120 35V36H119ZM122 35V36H121ZM151 35V36H150ZM177 35V36H176ZM4 36H5V38H4ZM45 36V37H44ZM78 36H80V34H78ZM91 38H90V37ZM179 36V37H178ZM189 36V37H188ZM192 36V37H191ZM197 36L199 37V38H197ZM206 36V37H205ZM10 37V38H9ZM35 37V38H34ZM37 37V38H36ZM161 37L162 38H164V41H162V39H161ZM174 37H175V39H174ZM200 37H205V42L203 41V39H202V41L203 42H201V39H200ZM11 38H13V39H11ZM64 38H66L65 39V41H64ZM94 38H97V40L95 39L94 40ZM186 38V39H185ZM20 41H19V40ZM33 39V40H32ZM59 39V40H58ZM87 39V40H86ZM123 39V40H122ZM196 39V40H195ZM14 40V41H13ZM19 41L20 42V44H21V47L23 48H21V47H19V49L17 48V46L15 47V45H16V41ZM21 40H23L22 42H21ZM58 40V42L60 41V40H62V41H64V43L62 42V44H61V46H60V44L58 45V43L57 44H55V42ZM100 40H102V42L100 41ZM198 40H200L199 41V44H198ZM51 41V42H50ZM68 41V42H67ZM157 41H159V42H161V43H164V44H160L159 42H158V44H157ZM13 44H12V43ZM16 42V43H15ZM31 42V43H30ZM45 42V43H44ZM89 44H88V43ZM94 42V43H93ZM98 42V43H97ZM115 42V43H114ZM154 42V43H153ZM170 42V43H169ZM196 42V43H195ZM202 44H201V43ZM50 43V44H49ZM52 43V44H51ZM75 43H77V45L75 44ZM80 43H84L83 44V46L84 47H86V54H88L87 55V58H89V59H87L86 58V60H85V62H86V66H87V69H85L83 72H81V73H78V74H80V75H78V76H76L75 77V81L74 82H72V83H70V84H67V86H65L64 88H63V90H61V91H63L64 93H62L61 91H59V92H61L59 95H60V97L59 96H57L58 95V93L59 92H56V93H48L47 92V89H45L46 87H47V80H46V77L49 75V76H59L60 74H70L72 71L70 70V66H68V63L66 62V59L64 60V58L65 57H67L66 55L67 54H69V53H71L72 52V50H74L77 46H78V44H80ZM113 44V45H111V44ZM153 43V44H152ZM19 44V45H20ZM25 45L26 47H23V45ZM34 44V45H33ZM54 44H55V46H54ZM161 46H160V45ZM192 44V45H191ZM194 44V45H193ZM196 44V45H195ZM200 44H201V46L202 47H199L200 46ZM205 44V45H204ZM57 45V46H56ZM90 45V46H89ZM116 45V46H115ZM117 45H118V47H117ZM151 45V46H150ZM158 45H159V47H158ZM167 45V46H166ZM191 45V46H190ZM199 45V46H198ZM15 47V49H14V47ZM50 46V47H49ZM52 46H53V48H52ZM150 46V47H149ZM157 46V47H156ZM188 46V48H186ZM192 46H194V47H192ZM197 46H198V48H197ZM34 47V48H33ZM55 47V48H54ZM121 47V48H120ZM192 47V48H191ZM207 47V48H206ZM17 48V49H16ZM27 48V49H26ZM32 48L35 50V48H36V50L34 51V53L36 54L37 52H39L38 54H37V56H39V57H37L35 54H33V51H32ZM58 48V49H57ZM64 48L66 49V50H64ZM73 48V49H72ZM91 48V49H90ZM148 48H150V49H148ZM151 48H153L152 50H154V51H151ZM197 48V49H196ZM202 48V49H201ZM205 48H206V50H205ZM264 49V42L261 44V49ZM28 49H30L29 50V54H30V51H31V54L30 55H28V53H27V51H28ZM38 49L40 50V51H38ZM41 49H43V50H41ZM61 51H60V50ZM70 49V50H69ZM108 49V48H107ZM145 49H148V50H150V51H148V50H145ZM155 49H157V51H155ZM184 49H187V50H184ZM195 49V50H194ZM15 50V51H14ZM59 50V51H58ZM94 50V51H93ZM140 50H142L141 52H140ZM160 50V51H159ZM189 50V51H188ZM201 50V51H200ZM18 51V52H17ZM57 51V52H56ZM64 51H66V52H69V53H64ZM146 51V52H145ZM199 51V52H198ZM263 52H264V50H262ZM14 52V53H13ZM15 52H17L16 54H15ZM19 52H21V53H19ZM58 52H60L59 54H57ZM62 52V53H61ZM74 52V51H73ZM139 54H138V53ZM148 52H150V53H148ZM155 52V53H154ZM159 52V53H158ZM263 52H261V53H263ZM26 53H27V55H26ZM135 53H137L136 55H134L136 58H134L133 57V55H131V54H135ZM152 53V54H151ZM184 53V54H183ZM11 54V55H10ZM13 54V55H12ZM26 55V57H25V55ZM56 54H57V56H56ZM64 54H65V56H64ZM149 54V55H148ZM150 54H151V56H150ZM207 54V55H206ZM24 55V56H23ZM54 55V56H53ZM58 55H60V56H58ZM61 55H63V56H61ZM70 55V54H69ZM68 55V57H76V55H75V53H71V55L69 56ZM91 55V57H89ZM139 55L140 56H142V57H139ZM185 55V56H184ZM21 56H23V57H25V58H27V57H33L35 60H36V62H35V64H34V68L32 67V68H22V67H16V66H13L12 65V61L14 62L15 60L17 61V58H19L20 57V59H22L21 58ZM131 56L133 57L132 59H131ZM138 56V57H137ZM155 56H156V58H155ZM175 56V57H174ZM205 56V57H204ZM263 56H264V54H263ZM59 57V58H58ZM146 57V58H145ZM153 57V58H152ZM173 57V59L171 60V58ZM11 58H13V60H11L10 61V59ZM14 58H15V60H14ZM47 58H48V60H47ZM51 60H54V62L53 63H50L51 61H50V59ZM63 58V59H62ZM91 58H92V60H91ZM139 58V59H138ZM141 58V59H140ZM183 58H179V60H181V59H183ZM258 56H255L253 59V61L251 62V65L249 66V71L251 72V73H246V78H243V80H242V82H240V86H241V84H242V86H241V89L242 88H244V86L246 87L247 86V84L251 81L249 78H253V79H255L256 78V74H258L259 72H260V69H262L263 67H264V60L262 59V61L260 60H258ZM262 58H264V57H262ZM3 59H6V60H4L3 61ZM37 59H39V60H37ZM57 59H61V60H58L57 62H55ZM94 59V60H93ZM134 59L136 60H138V61H141L140 63H144V65H142V64H140L138 61H134ZM143 59H145V60H143ZM260 59H261V57H260ZM46 60V61H45ZM88 60V61H87ZM143 60V61H142ZM155 60V61H154ZM203 60V61H202ZM258 60V61H257ZM6 61V62H5ZM147 62V65L145 64L146 62ZM4 62V63H3ZM9 62H10V64H9ZM41 62H42V64H41ZM79 62V61H78ZM88 62V63H87ZM135 62V63H134ZM137 62V63H136ZM152 62V64H150ZM168 62V63H167ZM1 63L3 64L2 66H1ZM5 63H7V64H9V68H12V67H15V68H12V69H8V73H9V76H10V78H8V73H7V71H5L6 69H7V67H6V65L7 64H5ZM15 63V62H14ZM134 63V64H133ZM260 63V64H259ZM41 64V65H40ZM48 64V65H47ZM94 64V65H93ZM136 64V65H135ZM37 65H40L41 67H43V66H45L44 68L46 69L45 71H44V69L38 74V72H37V70L39 71L40 69H38L40 66H37ZM135 65V66H134ZM137 65H140L139 67H141V69H143V66H146L145 68H144V70H140L139 71V67L137 66ZM164 65H165V67L168 65V67H167V69H166V71H164L165 69L163 68L164 67ZM4 66V67H3ZM11 66V67H10ZM66 66V67H65ZM91 66V67H90ZM258 66H260V67H258ZM52 67V68H51ZM64 67L67 69H64ZM131 67V68H130ZM137 67L139 68V69H137ZM3 68H4V70H3ZM6 68V69H5ZM92 68V69H91ZM258 68H260V69H258ZM18 69V70H17ZM37 69V70H36ZM48 69V70H47ZM56 71H55V70ZM89 69V70H88ZM136 69V72H133L134 70ZM3 70V71H2ZM33 71V73H31V74H28L27 75V73H28V71ZM88 70V71H87ZM137 70L139 71L138 73H137ZM152 70V71H151ZM178 70V71H177ZM259 70V71H258ZM16 71V72H15ZM23 72V75H22V72ZM31 71V72H32ZM62 71H63V73H62ZM144 71V72H143ZM154 71H156V72H154ZM178 73H177V72ZM249 71H247V72H249ZM15 72V73H14ZM27 72V73H26ZM35 72V73H34ZM55 73V74H53V73ZM58 72V73H57ZM60 72V73H59ZM89 72L91 73V74H89ZM132 72H133V74H135L134 76L132 75ZM153 72H154V74H153ZM173 72H175L174 74H173ZM252 72H253V74H254V76H253V74H252ZM256 72H258V73H256ZM16 73H21V77L22 76H24L25 74L27 75V76H25V77H23V78H21L20 77V74H17L16 75ZM25 73V74H24ZM30 73V72H29ZM82 73H84L83 75H81ZM86 73V74H85ZM137 73V74H136ZM150 73V74H149ZM160 73V76L158 75ZM176 73H177V75H176ZM5 74H6V77H3V75L5 76ZM12 74V75H11ZM13 74H14V76H13ZM51 74V75H50ZM129 74H131V75H129ZM19 75V76H18ZM71 75V74H70ZM84 75H86V76H84ZM152 75H154V76H152ZM155 75H156V77L158 78H161V80H159V82L161 81L162 83L161 84H159L156 80H158L157 78H155ZM158 75V76H157ZM168 75H174L172 78L171 77H169ZM256 75V76H255ZM129 76H131L130 78H129ZM19 77V78H18ZM44 77V78H43ZM83 77V78H82ZM85 77V78H84ZM136 77V78H135ZM152 77L153 78H155V80L154 81H156V82H153V81H151V79H152ZM169 77V78H168ZM176 77H179V78H176ZM249 77V78H248ZM9 79V80H5V79ZM82 80L83 79V82L82 81H80V79ZM167 78V79H166ZM16 79V80H15ZM105 79H106V81H105ZM128 79V80H127ZM12 80H13V82H12ZM40 80L42 81V80H44L43 82H41L40 83ZM79 80V81H78ZM88 80V81H87ZM168 80V81H167ZM179 80H180V82H179ZM244 80H245V82H247V84H244ZM5 81V82H4ZM78 81V82H77ZM108 81V82H107ZM182 81H184V83L186 84V86L185 85H181V84H184V83H182ZM205 81H207V82H205V84L207 85L208 84V80H205ZM76 82V83H75ZM80 82V83H79ZM95 82V83H94ZM110 82L112 83V84H110ZM169 82V83H168ZM170 82H172V83H170ZM175 82V83H174ZM178 82L180 83V84H178ZM38 83H40V84H38ZM79 83V84H78ZM117 83V85H115ZM120 83V84H119ZM124 85H123V84ZM177 83V84H176ZM212 82L210 81V83L206 86V87H208V92L210 91V92H212V89H213V85L211 84ZM155 84H158V85H155ZM166 84L168 85L167 87H166ZM172 84V85H171ZM46 85V86H45ZM74 85H75V87H74ZM120 85V86H119ZM149 85V86H148ZM180 85V86H179ZM36 86V87H35ZM42 86V87H41ZM45 86V87H44ZM96 86V87H95ZM156 86H158V87H156ZM177 86H178V88L179 89H181L180 87L181 86H183V90H185V88H186V90L185 91H183V92H181L180 94H178V96H176L177 94H175V93H177V91L178 92H180L178 89H177ZM185 86V87H184ZM187 86H188V88H187ZM209 86H212V87H209ZM44 87V88H43ZM71 87H74L73 89L71 88ZM159 87H161L160 89H159ZM163 87V88H162ZM169 87V88H168ZM69 88H70V90H69ZM97 88V89H96ZM130 88V89H129ZM155 88V89H154ZM240 88V87H239ZM46 90L45 91V93H44V91L43 90ZM65 89V90H64ZM94 89V90H93ZM29 90H30V92L33 94H31L30 92H29ZM66 90H69L70 92H72V94L69 92V91H66ZM160 90H161V92H160ZM240 90V89H239ZM40 91V92H39ZM97 91V92H96ZM100 91V92H99ZM159 91V92H158ZM162 91L164 92V93H162ZM173 91H175V92H173ZM181 91H182V89H181ZM39 92V93H38ZM47 92V93H46ZM65 92H67V93H65ZM96 93V94H94V93ZM99 92V94H97ZM101 92H102V94H101ZM152 92V93H151ZM154 92H155V95H154ZM158 92V93H157ZM209 92V93H210ZM16 93H18V94H16ZM27 93L29 94H31V95H29V96H32V98H30V97H28V95H27ZM34 93H35V95H34ZM45 94L44 96H43V94ZM10 94V95H9ZM39 94V95H38ZM56 94V95H55ZM71 94V95H70ZM146 95V100H145V96H143V95ZM151 94V95H150ZM162 94V95H161ZM14 95V96H13ZM24 95H25V99H24V101H23V98L22 97H24ZM95 95V96H94ZM101 95V96H100ZM140 95H142V96H140ZM159 95H161V96H159ZM180 95V96H179ZM264 95V94H263ZM13 96V97H12ZM20 96H21V98H20ZM34 96V97H33ZM36 96H38V97H36ZM61 96H64V99H63V97H61ZM70 96V97H69ZM108 96V97H107ZM152 96V97H151ZM159 96V97H158ZM174 96H176V99H175V97ZM13 99H12V98ZM14 97H15V99H14ZM40 97H43L42 99V103L41 102H39L38 103V98H40ZM52 97V98H51ZM58 97V98H57ZM66 97V98H65ZM135 97L136 98H141V97H144V101H139L138 102V100L139 99H135ZM147 97H149V98H147ZM151 97V98H150ZM156 97H158L157 99H159L158 100V102H157V104L155 103L156 102ZM179 97H182V98H180V100H181V102H179L180 100H178L179 99ZM264 97V96H263ZM10 98H11V100H10ZM28 98H30L31 99V101H30V99H29V104H28V102L26 103V101L28 100ZM34 98H37V100H35ZM54 98V99H53ZM67 98H68V100H67ZM106 98H107V100H106ZM153 98H155L156 100H155V102H154V99ZM231 98V99H230ZM230 98H228V101H227V103H226V106H229L228 108H226V114H227V116H226V118H225V121L227 122H229L230 120H231V122H234V120H235V122L236 121H239L240 120V116H238V115H240L241 114V109L238 107V105H234V104H236V103H240L241 101V99L238 97H236V96H234L233 97V95L232 96H230ZM232 98H233V100H232ZM7 99V100H6ZM8 99H9V102H6V101H8ZM17 99V100H16ZM33 99H34V101H33ZM149 99H151V100H149ZM238 99H240V100H238ZM40 100V99H39ZM48 100H49V102H48ZM51 100H53V101H51ZM105 100V101H104ZM111 100V101H110ZM149 100V101H148ZM34 103H33V102ZM35 101H36V104H37V106L39 105H42L43 107H41V108H43L44 110H42V109H39L38 107L37 108H35L36 110L34 111V107H36V105H34V106H32V104H35ZM106 101H107V103H106ZM138 103H137V102ZM146 101V102H145ZM178 101V102H177ZM235 101H237V102H234ZM51 102V103H50ZM54 102V103H53ZM108 102H111V104H109ZM136 102V103H135ZM143 102V103H142ZM148 102H150V103H148ZM8 103H9V105H8ZM50 103V104H49ZM53 103V104H52ZM56 103L58 104V105H56ZM106 103V104H105ZM112 103H114V104H112ZM140 103H142V104H140ZM145 103V104H144ZM153 103H155L154 105H153ZM159 103V104H158ZM228 103H229V105H228ZM232 103H233V105H232ZM20 104H22V105H20ZM31 104V107H32V109H33V111H32V109H31V107L30 106H28V105H30ZM61 104V105H60ZM120 104V105H119ZM121 104H122V106H123V104L125 105V106H121ZM133 104V105H132ZM178 104V105H179ZM231 104V105H230ZM11 105V106H10ZM25 105V106H24ZM27 105V106H26ZM54 105H56V106H54ZM104 107H103V106ZM109 105H111L112 107H110ZM157 105V106H156ZM6 106V107H5ZM54 106V107H53ZM58 106H59V108H58ZM126 106H127V109H124V108H126ZM25 107H26V109H28L29 108V110H30V112L29 113H31V114H33L32 116H28L29 115V113H28V115L23 111V109L25 110ZM28 107V108H27ZM47 107V108H46ZM101 108H103V110L101 109V113L99 112L100 111V109ZM107 107H110V108H107ZM235 107H236V110H235ZM238 107V108H237ZM97 108V109H96ZM121 108H122V113H121V111H119V109L121 110ZM130 108V109H129ZM229 108H230V111L232 112L233 110L235 111L234 113H236L237 112V114L238 113H240V114H238L237 115V117H236V115L235 114H233L232 113V116L231 117H235V119L233 118H231L229 115H231V112L229 111ZM39 109V110H38ZM85 109V110H84ZM94 109V110H93ZM105 109V110H104ZM107 109H109V110H107ZM129 109V110H128ZM232 109V110H231ZM264 105L261 107V109L259 110V112H261L262 114H260L259 113V115H260V120H255L254 122H252L251 123V125H250V127L251 128H253V130H256V131H263L264 130V118H263V116H264ZM14 110H15V113H14ZM38 110V111H37ZM53 110L55 111V112H53ZM56 110H57V112H56ZM86 110H88V111H86ZM91 110H93L92 112H90ZM95 110H97V111H95ZM118 110V112L120 113H118V112H116ZM126 110V111H125ZM239 112H238V111ZM13 111V114L11 113ZM19 113H18V112ZM34 112V113H32V112ZM38 113H37V112ZM41 113H40V112ZM43 111V112H42ZM107 112V113H109V114H107V113H105V112ZM112 111V112H111ZM129 111V112H128ZM263 111V112H262ZM2 112H5V113H2ZM22 112V113H21ZM114 112V113H113ZM124 112V113H123ZM230 112V113H229ZM2 113V114H1ZM21 113V114H20ZM38 115H37V114ZM40 113V114H39ZM46 113H47V115H46ZM54 113V114H53ZM56 113V114H55ZM92 113H93V115H92ZM112 115H114V117L111 119L110 117L112 116ZM229 113V114H228ZM5 114V115H4ZM10 114V115H9ZM15 114V117L16 116H18V117H16L17 118V120L16 119H14L15 117L13 116ZM16 114H18V115H16ZM25 114H26V116H25ZM30 114V115H31ZM44 114H45V116H44ZM91 114V115H90ZM94 114L96 115V116H94ZM99 114H101L100 116H99ZM118 114H119V116L120 117H118ZM122 114V115H121ZM124 114H126V115H124ZM8 115V116H7ZM36 117H35V116ZM54 115V116H53ZM108 115H111V116H109L107 119H106V117L108 116ZM124 115V116H123ZM234 115V116H233ZM44 116V117H43ZM51 116H53V117H51ZM122 116V117H121ZM13 117V118H12ZM21 117H22V120H21ZM30 117V118H29ZM50 117H51V119H53V120H49L50 122H48V121H46V120H48V118L50 119ZM100 117V118H99ZM117 117V118H116ZM127 117V118H126ZM262 117V118H261ZM10 118L12 119V120H10ZM47 118V119H46ZM94 118V119H93ZM98 118H99V120H98ZM119 118H123V119H120V121H119ZM227 118H231V119H228L227 120ZM237 118V119H236ZM31 119H33L32 121H31ZM36 119H38V120H36ZM43 119H45L44 121H43ZM98 120L97 122L95 121V120ZM102 119V121H103V123H102V121H100ZM14 120V121H13ZM25 120V121H24ZM94 120V121H93ZM110 120H111V122L113 123V124H116V126L115 127H117L116 129H114L115 131H116V133L114 134V138H112L113 136V134H110V133H108L109 131L112 133V131L114 132V130H113V125H112V123H110ZM9 121H11V122H13L12 123V125L9 123ZM18 121V122H17ZM24 123H23V122ZM34 121V122H33ZM40 121V122H39ZM41 121H43V124H41ZM91 121V122H90ZM100 121V122H99ZM106 121V122H105ZM260 121H261V123H260ZM27 122V123H26ZM39 122V123H38ZM48 122V123H47ZM116 122H119V123H116ZM16 123H18V124H16ZM21 123H22V125L23 126H25L24 128H25V130H23L24 128L22 127V125H21ZM28 123H32V126L30 125V126H28ZM47 123V124H46ZM93 123V124H92ZM97 123V124H96ZM100 123V124H99ZM102 123V124H101ZM104 123H107V126L106 125H104ZM110 123V124H109ZM196 123V122H195ZM91 124V125H90ZM94 124H96V125H94ZM197 124V123H196ZM254 124V125H253ZM257 124V125H256ZM260 124H262L261 126V128H262V130H261V128H260ZM34 125H35V128H34ZM46 125V126H45ZM49 125V126H50ZM88 125V126H87ZM100 125V126H99ZM102 125H104V126H106V127H104V128H102ZM110 125H112V127H110ZM155 125H157V130H155L154 129V131H156V132H158V133H160L159 132V130L158 129H160L159 127H161L159 124H154V126H153V128H155L156 126ZM256 125V126H255ZM45 126V127H44ZM48 126V129L49 128H51L52 126H50L49 127ZM92 126L94 127V128H92ZM96 126H99V130H96L97 128H96ZM253 126V127H252ZM255 126V127H254ZM259 126V128L258 129H255L256 127H258ZM16 128V129H15ZM55 128L56 129H58L57 127H55V126H53L52 127V129H50V132L53 134V133H55L57 130H55ZM101 128V129H100ZM45 129V130H46ZM47 129V130H48ZM96 130V131H94V130ZM111 129H112V131H111ZM40 130V129H39ZM55 132H54V131ZM59 130V129H58ZM88 130V131H89ZM30 131V130H29ZM29 131L27 132L26 131V134L23 136V137H25L26 135L28 136V135H31L30 133L32 132V131H30V133H29ZM42 131V132H41ZM49 131V130H48ZM48 131H47V133H48ZM53 131V132H52ZM94 133H93V132ZM97 131H99V132H97ZM21 132V133H20ZM23 132V133H22ZM37 132H38V130H37ZM36 131H34V132H32V135L31 136H33V134H35L33 137H34V142H33V140H31L29 137H31V136H29L28 137V139L30 140V142L34 145V146H32L31 147V145L32 144H30V142L29 141H27L28 139H25V138H23L22 137V139H21V141H26L27 143H29L30 145H27V143L26 142H24V149H22L21 147H19L20 146V144H22L23 142H21V143H18L19 145H18V147L20 148L19 150H18V152H20V153H17L18 155L19 154H21L20 156L22 157V158H20L19 160V163H22V161L21 160H23V159H26L27 158V160L28 159H30V157L31 156H33L34 155V152L32 151V150H34L33 148H36V146H37V142L35 141V137L37 136V141H38V143H39V141L40 140H43V139H40L41 137H42V135H43V137L45 138L46 136L45 135H47V133H45V131L44 130H40L38 133H37ZM40 132H41V136L39 135L40 134ZM48 133V136H49V138L50 137H52V136H54L56 139H62V140H56V141H59V142H54L55 140H54V138L52 137V138H50V140L48 139V136L44 139V142L42 143V144H38V146H37V148L36 149H38L39 148V150H36L35 149V157L37 158V160H35L34 159V156H33V160H32V158L30 159V160H32L34 163H36V164H40L41 162H42V160L44 159V161L46 162V158H50V157H47V156H44L43 154L45 153L46 155L48 154V156H51L52 154H54L55 153V151L57 150V148H58V146H59V144H61V142L62 143H65L66 141H67V139H68V141L67 142H69V137L68 136H66V134L64 135L63 134V132L65 133V131L63 130V131H60L59 130V132H58V134H57V132H56V134H57V136H55L56 134H54V135H52L51 133ZM62 132V133H61ZM20 133V134H19ZM29 133V134H28ZM43 133V134H42ZM59 133L61 134V135H59ZM118 133H120V132H118ZM39 136H38V135ZM63 134V135H62ZM88 134H89V132H88ZM52 135V136H51ZM59 135V136H58ZM27 136H26V138H27ZM60 136H62V138L60 137ZM33 137H31L32 139H33ZM42 137V138H43ZM58 137H60V138H58ZM66 138L67 137V139H64L63 140V138ZM115 137H117V139L115 138ZM172 137V136H171ZM170 137V138H171ZM174 137V136H173ZM47 139V140H46ZM51 139H53L54 141L53 142H51ZM100 139H102V140H100ZM119 139V140H118ZM121 139H123L122 141H120ZM172 139V138H171ZM99 140L100 141H102L101 142V144H99ZM105 140V141H104ZM110 140V141H109ZM228 140V139H227ZM227 140L225 139L224 141L226 142V143H228V146L226 145V146H224V147H226V149L225 150H227V149H231L230 151L229 150H227L226 152H224V154L226 153H231V154H227V156L228 157H233L232 155H234V157H236L237 155V151H238V153H239V155L240 154H243V151H244V149L242 148V147H240L239 149L237 148L236 149V147L235 146H233V144H231V142L229 143V142H227ZM45 141H46V143H45ZM48 141H50V142H48ZM103 141L105 142L104 144H102L103 143ZM109 141V142H108ZM116 141H119V142H121L122 144H120L119 142H116ZM42 141H40V143H41ZM66 142V143H67ZM116 142V143H115ZM225 142H224V144H225ZM47 143H50L49 145H47ZM52 143H55V144H52ZM89 143H91V144H89ZM119 143V144H118ZM25 144L27 145V146H25ZM43 144H44V146H43ZM52 144V145H51ZM69 144L70 143H68V146H69ZM230 144V145H229ZM36 145V146H35ZM42 145V147L43 148H41L42 149V151L44 152V150H45V152L43 153H41V151H40V146ZM53 145H54V149H52L53 148ZM63 145V144H62ZM71 145V144H70ZM91 145H95L94 147L95 148H93L92 149V147H91ZM115 145V146H114ZM118 145V146H117ZM21 146H23V145H21ZM46 146V147H45ZM48 146H50V147H48ZM57 146V147H56ZM97 146V147H96ZM114 146V147H113ZM27 149H26V148ZM44 147L45 148H47V150L46 149H44ZM229 147V148H228ZM56 148V149H55ZM88 148H90L89 150H88ZM97 148V149H96ZM109 148V149H108ZM154 150H153V149ZM233 148H235V149H233ZM18 149V148H17ZM31 149V150H30ZM51 149V150H50ZM91 149L92 150H97L96 152H94L93 153V151L91 152ZM112 149V150H111ZM233 149V150H232ZM21 150V151H20ZM29 151L30 153H31V151L33 152L32 154H30V156H29V152L27 153L26 152V157L25 156H23L24 154H25V152H24V154L23 153H21L22 151ZM52 150H53V152H52ZM83 150H84V152H83ZM109 150H111V151H109ZM151 150H153V151H151ZM46 151H48V153L46 152ZM114 151V152H113ZM117 153H116V152ZM38 152L40 153V155L42 154L43 155V157H45V158H42V156H40V159H39V154H38ZM51 153V155H49L50 153ZM89 152H91L90 154H93L92 155V159H91V157H90V154H89V156L87 157L86 155H88V153ZM151 152V153H150ZM83 153V154H82ZM112 153V154H111ZM121 155H119V154ZM236 153V154H235ZM23 154V155H22ZM80 154H81V158H80ZM143 154H144V152H143ZM149 154H151V155H149ZM176 154H178V155H176ZM258 154V153H257ZM79 155V157H76V156H78ZM120 156L119 158L120 159H118L116 156ZM176 155V157L178 158H174V156ZM259 155V154H258ZM28 156V157H27ZM104 156V155H103ZM115 156V157H114ZM174 156H173V160H176V161H174V163H176V164H178V162H179V157H180V155H179V153H176V152H174ZM17 157H19V156H17ZM84 157H87V159L85 158L84 159ZM94 157V158H93ZM113 157V159H111ZM75 158V159H74ZM78 158V159H77ZM116 158V159H115ZM154 161V163H153V161L151 160V159ZM154 158H155V160H154ZM42 159V160H41ZM47 159V160H48ZM68 159V158H67ZM74 159V160H73ZM82 159H84L85 160V162H86V165H87V163H88V161L91 163H88V167L87 166H85V164H84V167L83 168H78L77 167V164L79 163V162H81L82 161V163H83V160ZM100 159V160H101ZM114 159H115V162H113L114 161ZM253 161L251 162V163H247V167H248V169H247V172L243 175V177H241V182L243 183H247V182H249L251 179H252V177L254 176V173H253V171L251 170V169H253L254 168V166H255V164H254V161H255V163H257L258 162V159H259V157L257 156V155H255L254 157H253ZM27 160H23V161H27ZM36 162H35V161ZM41 160V162H39ZM87 160V161H86ZM95 161V165H93L94 163H93V161ZM117 160H118V162H117ZM121 160V161H120ZM140 160V161H141ZM144 160H148V162H147V164H146V161H144ZM150 160H151V164H150ZM178 160V161H177ZM257 160V161H256ZM29 161V160H28ZM31 161V162H32ZM43 161V162H44ZM107 161V162H106ZM124 161H126L125 162V165H124V167H123V164H124ZM133 162V163H131V162ZM30 162V161H29ZM29 162H28V164H29ZM33 162H32V164H33ZM39 162V163H38ZM97 163V164H96ZM104 163V164H103ZM114 163V166L112 165ZM115 163H118V164H115ZM127 163V164H126ZM135 163V164H134ZM137 163V164H136ZM152 163H153V165H152ZM32 164H29V166L30 165H32ZM120 164V165H119ZM133 164H134V166H133ZM143 164V165H142ZM145 164V165H144ZM249 164V165H248ZM34 165V164H33ZM91 165V166H90ZM102 165H104V166H102ZM112 165V166H111ZM147 165V167H144V166H146ZM150 165H152V168L151 169H149V166ZM250 165H252L253 167H251L250 168ZM97 166V167H96ZM108 166H109V169H110V172H108ZM116 166L118 167L117 169H116ZM76 168L77 170L76 171H79L80 169H82V171L80 170L79 171V173L78 172H76V171H74L75 169H73V168ZM87 169H86V168ZM93 169H92V168ZM103 167V168H102ZM115 167V168H114ZM131 167L133 168L132 169V172H131ZM137 167V168H136ZM151 167V166H150ZM154 167V168H153ZM85 168V169H84ZM101 168V169H100ZM106 170H105V169ZM137 170H135V169ZM250 168V169H249ZM89 169H91V170H89ZM96 169L98 170V171H96ZM99 169L101 170V171H103V172H105V174L106 175H104V173L103 172H100L99 171ZM113 169H114V171H113ZM113 172H112V171ZM121 170H122V173H120L121 172ZM130 170V171H129ZM107 171V172H106ZM119 171V172H118ZM135 171V172H134ZM138 171H139V173H140V175L138 176ZM150 171V172H149ZM18 172H22V169H21V167L19 166V168H18ZM88 172V173H87ZM92 172H99V173H93V174H91ZM111 172H112V174H111ZM123 172H124V174H123ZM130 172V173H129ZM137 172V173H136ZM153 172V171H152ZM221 172H222V170L220 171V170H217V171H215V172H213L212 174H210L209 175V178L210 177H219L220 178V180H219V184H218V187L220 188L221 186H222V177H223V175H221ZM81 173L83 174V175H81ZM101 173H103L102 175H101V177H100V175L98 176V174H101ZM114 173L116 174V173H119L118 175H120L119 177L118 176H116V175H114ZM78 174H80V175H78ZM92 175V176H89V175ZM94 174L96 175V176H94ZM111 174V175H110ZM135 174H137V176L135 175ZM141 174H143V175H141ZM222 174H223V172H222ZM109 175V176H108ZM151 176L153 175V173H151L150 174ZM79 176V177H78ZM81 176V177H80ZM88 176V177H87ZM99 178H98V177ZM114 176V177H113ZM122 176H123V179H122ZM131 176H133V177H131ZM70 177H72V178H70ZM86 177V178H85ZM94 177V178H93ZM97 177V178H96ZM110 177V178H109ZM130 177V178H129ZM137 177H139L140 178V180L137 178ZM70 178V179H69ZM77 178H79V179H77ZM89 178H91V179H93V180H90ZM101 178V179H100ZM105 178V179H104ZM114 178V180H112ZM135 178V181H136V179L138 180V181H136V182H134V180H132L131 181V179H134ZM67 179V180H66ZM102 180V181H100V180ZM242 179H244V180H242ZM249 179V180H248ZM79 180V181H78ZM115 180H117L116 181V185L114 184L115 183ZM130 180V181H129ZM77 181V182H76ZM87 181V182H86ZM92 181H94L93 183H92ZM104 181V182H103ZM110 183H109V182ZM113 181V182H112ZM123 181V182H122ZM139 181H143V183H137V182H139ZM106 182V183H105ZM108 182V183H107ZM122 183L123 184V186H122V188H121V186L119 187V183ZM132 182H133V184H132ZM66 183V184H65ZM76 183H78V184H76ZM118 183V184H117ZM136 183L138 184V185H136ZM48 184V183H47ZM105 184H107L108 186L106 187V185ZM121 184V185H122ZM155 184H158V186H155ZM94 185V186H95ZM104 185H105V188H103L104 187ZM109 185L111 186V187H109ZM127 185V186H126ZM130 185H132L131 186V188H130ZM149 185V186H148ZM147 185V189H149V190H156V191H159V190H161V185L157 182V183H153L152 182V185H151V183H149ZM151 185V186H150ZM154 185V189H152L153 186ZM159 185H160V187H159ZM203 185H204V182H202L201 183V185L199 184L198 185V187H197V189H199V190H197V193H198V191L200 192V197H199V195L197 196L198 198H199V200L201 199V200H203L204 199V192H203V194H202V189L201 188H203ZM113 186V187H112ZM115 186V187H114ZM139 188V189H137V187ZM62 186H58L57 187V189H59V192L58 191H56L57 189H54V190H51L52 188H50L49 186H45V188H44V191H43V189H42V191L43 192H41V195H44V194H46V193H48V194H46V196H48L49 194H50V196L51 195H58V194H64L65 193V191H64V189L63 188H61ZM81 187H79V188H81ZM129 187V188H128ZM136 187V188H135ZM151 187V188H150ZM157 187H158V189H157ZM49 188V189H48ZM70 189H68V190H70L69 192L67 191V189H66V192H68L67 193V195H68V197H66V199H67V201H65V203L67 204V206L65 205V208H64V210H66L65 211V216H64V214H61V216H62V218H61V216H60V214L58 213V210L57 209H54V207H53V209H52V211L54 212H52L51 211V209H50V207L49 206H52L51 205V203H50V201L48 202V201H45V204L48 202V205L46 206L47 208V210L46 209H44L43 211H51L52 213H53V215H52V213L51 212H48L49 213V215L51 214L52 216H51V220L54 218V216H55V214H56V218H58V220H56L55 218H54V220H52V222H54L55 223V225H54V223H52L53 225H54V229L53 230H55L54 232L55 233H57V234H53L54 232H52V231H50V232H48L47 233V240H48V242H49V244H52V247L53 246H55V244L54 243H56V245L57 246H55V247H58V246H60L59 244H62L61 243V241L59 240L60 239V237H61V233H62V229H60V227H57L60 223L59 222H65V220H67L68 221V219L71 217V215H72V219L73 218H75V215L74 214H72L71 212H75L74 211V209L75 208H77L76 207V205L77 204H80V201H79V198H78V196H77V198H78V201L79 202H76V200L77 199H75L74 201H72L73 199H74V196H76V195H72L73 193L74 194H80V190H84V189H79L78 187V189L77 188H74L73 190H72V188L71 187H69ZM108 188V189H107ZM141 188V189H140ZM47 189L50 191H53V193L51 192V193H49V191L47 192ZM62 189H63V191H62ZM119 189H121L120 191H119ZM129 189H131V190H129ZM135 189H136V191H135ZM76 190V191H75ZM78 190V191H77ZM102 190H103V192H102ZM108 192H107V191ZM124 190V191H123ZM126 190H129V193H128V191H126ZM46 191V192H45ZM55 191V192H54ZM76 193H75V192ZM106 191V192H105ZM113 191V192H112ZM117 191V192H116ZM122 191V192H121ZM45 192V193H44ZM60 192H62V193H60ZM72 194H71V193ZM82 192V191H81ZM98 194V199H97V195L95 194ZM110 192H112V194L110 193ZM120 192V193H119ZM127 193L126 195H127V197H125L126 195H125V193ZM58 193V194H57ZM72 195H70V194ZM110 195H109V194ZM119 195V196H116L117 194ZM121 194V195H120ZM64 195H66V194H64ZM115 197H114V196ZM133 195V196H132ZM145 195V196H144ZM70 196L72 197L70 200H69V198H70ZM81 196V195H80ZM100 196V197H99ZM105 196V197H104ZM107 196V197H106ZM124 198H123V197ZM128 196H130V198L131 199H126V198H128ZM135 196V197H134ZM143 196V197H142ZM65 197V196H64ZM92 197V198H91ZM95 197V198H94ZM102 197L104 198L103 200H102ZM113 197V198H112ZM118 197H120L119 199H118ZM151 197H152V195H151ZM52 198V197H51ZM100 198V199H99ZM106 198H107V200H106ZM113 199V200H111V199ZM145 198H147V199H145ZM36 199H38L39 200V198H35V200ZM95 199L97 200V201H101V205L99 204L100 202H94L95 201ZM115 199H116V201H118V202H116L115 201ZM118 199V200H117ZM123 199H124V201H123ZM145 199V200H144ZM64 200H65V198H64ZM68 200H69V202H68ZM104 200H106V202H107V204H106V202L104 201ZM110 200V201H109ZM119 200L121 201L122 200V202H119ZM126 200V201H125ZM130 200V201H129ZM147 200V201H146ZM108 201L109 202H112L111 203V205H109L108 204ZM114 201H115V203H114ZM127 201H129V202H127ZM41 201L39 200V201H36V203H40ZM72 202H74V205H72L71 203ZM127 202V203H126ZM147 202H150V204L148 203L147 204ZM152 202V203H151ZM94 203V204H93ZM102 203H103V205H102ZM118 203V204H117ZM125 204V205H123V207H122V205L121 204ZM160 203H161V201H160ZM70 204V205H69ZM115 204V205H114ZM146 204H147V208H146ZM153 204V205H152ZM37 205H39L37 208H34L33 210L35 211L36 209L38 210H36L37 212V214L38 213H40L41 212V210H39V208L41 207L40 205H42V203L41 204H37ZM82 205V206H83ZM93 205H95V206H93ZM105 205H108V206H106L105 207ZM151 205V206H150ZM155 205V206H154ZM72 206V207H71ZM73 206H74V209H72L73 208ZM78 206V205H77ZM86 206V207H85ZM98 206V207H97ZM104 206V207H103ZM121 206V207H120ZM142 206V207H141ZM154 206V207H153ZM48 207H49V209H48ZM66 207H67V209H66ZM92 207V208H91ZM95 207V211H94V208ZM118 207H120V208H118ZM145 207V208H144ZM43 207H41V209H42ZM45 208V207H44ZM116 208H118V209H116ZM163 208V205H161V210H165V209H162ZM70 209H72L71 210V212H70ZM101 209V208H100ZM108 209V210H107ZM116 210L115 212L116 213H114V214H116V215H114V214H112L113 213V211L114 210ZM144 209V210H143ZM157 209V212L155 211V210ZM57 210V213L55 212ZM111 210V211H110ZM119 210H120V212H119ZM149 210V211H148ZM151 210V211H150ZM154 210V211H153ZM158 210H159V213H158ZM105 211V212H104ZM140 211H144L143 213H141ZM71 214H70V213ZM102 212L105 214H102ZM106 212H108V213H106ZM117 212H119L118 214H117ZM42 213V212H41ZM64 213V212H63ZM109 213L111 214V216L113 217H111L110 215H109ZM146 213V214H145ZM157 215H156V214ZM58 214H59V216H60V218H59V216H58ZM68 214V215H67ZM70 214V215H69ZM91 214V215H90ZM153 214H154V216L157 218H155L154 216H153ZM160 214V215H159ZM167 214V213H166ZM108 215V217H110V219L112 218V221L109 219L108 220V218L106 217ZM150 215V219L151 220H153V221H155L154 223H156V224H153L152 225V227H151V225L150 224H147V222H150L151 220L149 219V216ZM154 217H152V216ZM165 215V216H164ZM67 216H68V218H67ZM74 216V217H73ZM104 217V218H103ZM105 217H106V219H105ZM115 217H116V219H119L120 221H119V223H118V220H116L115 219ZM121 217V218H120ZM148 217V218H147ZM161 218H163L162 217V215L160 216ZM159 217V218H160ZM61 219V220H60ZM65 219V220H64ZM113 219H115L116 221H113ZM156 219V220H155ZM70 220L71 219H69V222H67V223H69V225H71V224H76L75 222V220L74 221H72L71 220V222H70ZM263 221H264V218L262 219ZM57 221H59V222H57ZM102 221V222H101ZM107 221H109V222H107ZM143 221H144V223H143ZM153 221H151L152 223H153ZM106 222L107 223H110V224H113V225H107L106 224ZM111 222H115V224L114 223H111ZM150 222V223H151ZM59 223V224H58ZM71 223V224H70ZM146 223V224H145ZM151 223V224H152ZM74 224L73 225H71V226H74ZM142 226H141V225ZM143 224H144V227H143ZM145 225H148L149 226V228H148V226H147V228H146V226ZM70 226V227H71ZM112 226H116L114 229L112 228ZM143 227V228H142ZM151 227V228H150ZM249 227L250 228H253L254 227V225L251 223L250 225H249ZM57 228H58V230H57ZM108 228H110V229H113V230H109L108 231ZM141 230H140V229ZM156 230H155V229ZM107 229V230H106ZM145 229H148L149 230V232H148V230H147V233L146 234H148V235H146L145 234ZM151 229V230H150ZM228 229V228H227ZM62 230V231H61ZM103 230H104V232H105V230L106 231H108L107 233H106V235L107 236H109L108 238H106L105 236V234L103 233ZM140 230V231H139ZM143 230V231H142ZM154 231V232H150V231ZM264 230V229H263ZM263 230H261L262 232H263ZM96 233H95V232ZM99 231H101L100 232V234H101V236H100V234L98 233ZM145 231V232H144ZM52 232V233H51ZM58 232H61L60 234L58 233ZM124 232V233H123ZM144 232V233H143ZM50 233V234H49ZM104 234V235H103ZM137 234V235H136ZM143 235V236H141V235ZM145 234V235H144ZM150 234V235H149ZM51 235V236H50ZM64 234L62 233V236H63ZM104 236V238L105 239H103V236ZM136 235V238L134 237ZM54 236H56V237H54ZM59 236V237H58ZM117 236V237H116ZM122 236H125V238L124 237H122ZM137 236H139L140 237V239H139V237H137ZM149 236V238H147V237ZM212 236V235H211ZM262 236L264 237V234H262ZM54 237V238H53ZM96 237H98V240H97V238ZM132 237H134L135 238V240H134V238H132ZM27 238V239H26ZM25 238V240H23V241H25L24 243L22 242V245H21V243H20V239H18V240H20V241H18V240H16V243H15V250H16V254L14 255V258H15V256H16V258H17V260L19 261V263H23V261H25L24 260V258H22V260H21V257H25V256H23L24 254L26 255V253H27V256H28V253H30V252H33L32 250V245H31V247H30V245L29 244H32L31 242H29L30 240L28 239V237H26ZM48 238H50V239H48ZM101 238V239H100ZM124 238V240L122 241V239ZM147 238V239H146ZM63 239H64V237H62V242H63ZM137 239V240H136ZM146 239V243L143 241V240H145ZM100 240V241H99ZM126 240H127V242H128V244L129 245H127V242H126ZM130 240V241H129ZM147 240H149L148 242H147ZM28 243H27V242ZM52 241V242H51ZM94 241V242H93ZM110 241V242H111ZM51 242V243H50ZM122 242V243H121ZM130 242V243H129ZM145 244H144V243ZM18 243V245H16ZM58 243V244H57ZM92 243H95V244H92ZM137 243V244H136ZM140 243V244H139ZM20 244V245H19ZM27 244V245H26ZM87 244V245H86ZM134 244H135V246H134ZM88 245L90 246V247H88ZM92 245V246H91ZM16 246H17V248H21V247H23V249L22 250H20V249H18V252H17V248H16ZM20 246V247H19ZM26 248H25V247ZM87 246V248L86 249H84L83 250V247H86ZM28 247H30V248H28ZM121 247V246H120ZM81 248H82V251H81ZM24 249H26V250H30V252H27L26 251V253H24L23 254V252H25L24 251ZM76 251V253H75V255H74V257H73V261H78V257H80L81 256V253L79 252V251ZM97 250V251H96ZM20 251H21V253H20ZM79 252V253H78ZM90 252V251H89ZM97 254H96V253ZM108 251H106L105 253H107ZM101 252H100V254H102ZM18 254H22V256H19ZM32 254V253H31ZM30 254V255H31ZM96 254V255H95ZM79 255V256H78ZM120 256V255H119ZM149 256H151V254H149L148 255V257ZM43 257V258H42ZM41 257V261L42 262H45V260H46V257L47 256H42ZM20 258V259H19ZM118 258V257H117ZM111 259V258H110ZM44 260V261H43ZM150 260V257L149 258H147V261H149ZM47 261V260H46ZM200 260H192L191 262H190V264H203V262H204V264H212V262H211V260L209 261V262H206L205 263V261H200ZM0 262H1V260H0ZM111 262V261H110ZM168 262H169V264H173V259L171 258V257H167L166 259H164L163 260V263L162 264H168ZM172 262V263H171ZM260 262V261H259ZM261 263L262 264H264V259L263 260H261ZM261 263H258V264H261ZM2 264V263H1ZM110 264H118V262H117V260H115V261H113L112 263H110ZM229 264H244V262H242V263H240V262H232V263H229Z\"/></svg>",
	"mask_w": 264,
	"mask_h": 264
}]
</instances>
